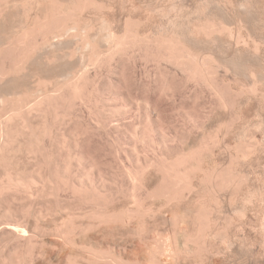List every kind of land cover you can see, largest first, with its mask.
I'll return each instance as SVG.
<instances>
[{
    "label": "bare ground",
    "instance_id": "6f19581e",
    "mask_svg": "<svg viewBox=\"0 0 264 264\" xmlns=\"http://www.w3.org/2000/svg\"><path fill=\"white\" fill-rule=\"evenodd\" d=\"M99 1V0H98ZM104 1V0H103ZM109 1V0H108ZM123 1V0H122ZM132 1V0H131ZM141 1V0H140ZM150 1H152V0H150ZM158 1V0H157ZM162 1V0H161ZM177 1V0H176ZM175 1V2H176ZM181 1H184V2H181L182 4L183 3H185L186 1L185 0H181ZM192 1H194V0H192ZM203 2L201 3L202 4V7H198V5H194V6H197L196 8H198V10H196L197 12H200V13H197V16H196V18H189V12H185L186 14H188V17H186V15L184 16V14H182V15H180L181 17V21H177L178 20V18L177 17H175V18H177V20L176 19H174V20H172L171 18L169 19V21L168 22H170L171 23V21H177L176 23L175 22H172V24L173 23H175L174 24V27L172 26V24H170L169 23V27H170V25H171V28H170V30L169 31H167V29L166 28H164V29H166V32L165 33H162V32H164L163 30H162V32L160 33V34H156V37L154 36L155 34H154V32H156V31H152L151 32V30H150V33H152V35H153V37L154 38H151L152 40H149L150 39V34L148 33V35L149 36H147V33H146V35L142 32V30L137 26V25H135V24H138L137 23V21H136V23H134L135 21H133L134 19H137V18H135L134 17V19H129V18H126V15H125V18L126 19H128L127 21H126V23H125V28H124V30H122L123 28H121V30H122V32L121 33H119V30H118V34H117V31H116V29H118V28H116L115 29V31H116V33H114L113 31H111L114 27H115V25L114 26H110L112 29H110L109 31H107L106 32V35H105V33L104 34H102V36H101V34L99 35L100 36V38L101 39H99L97 36H96V32H98V31H96L95 29H94V35L97 37L96 38V41L98 40V41H100V43H101V40H102V42H104V40L106 39V38H108L109 40L108 41H112V42H109V43H112L111 45H109V46H107L108 47V49H107V52L109 53H107L106 52V48L104 49V50H101L99 47H98V45H96V43L94 44L93 42V46L91 47V45H92V43H90L91 42V40L90 39H93L92 37H94L93 35H92V37L91 36H89L88 34L86 35V33H85V31L86 30H89L88 28L91 26V24H90V26L87 28L86 26H88V25H86V24H84L85 22H82V21H86V20H88L90 17L89 16H92V15H89L88 14V17L89 18H87V16H86V18L87 19H85V16L83 15V17H82V15L80 14V12H82V14H84V12H83V9H84V11L86 10L85 8L86 7H93V6H95V7H93L94 8V10H95V8L97 9V5L98 4H100V3H102V2H97V0H0V165L2 166V164H3V166L5 165V164H8L7 162H5V160L7 159V158H9V157H5V153H8L7 155L8 156H10V154L11 155H15V154H13V151L16 149V151H17V148L19 147V145H18V147L16 148L15 146H17V145H15L16 144V142H18L21 138L20 137H23L22 139L23 140H25V145H22V143L23 142H21V141H23V140H20L19 141V144H21L20 146L21 147H19V148H23L22 146H26V147H24V148H26L27 149V153H29V152H31V153H33V155H35V153L34 152H37V151H35V150H40V153L41 152H47V151H44V149H46V148H44V145L43 144H45V139H46V137H48V134L51 132V135H52V131L54 130V127L56 128V126H58V125H56V122L57 121H59L60 119L62 120V118H64L65 117V115H67V113H66V111H67V109H68V107H70L71 108V106L72 105H75L74 103H76L77 101V103L76 104H78V103H80V101H81V104H86V107L88 106L89 108H90V110H94L93 112H97L98 113V111L99 110H103V109H105V110H107V111H105V112H102L101 113V111L99 112V113H101V115H102V121H100L101 123H104L103 125H105L106 126V124L111 120V118L114 116V114H113V112L114 111H116V114H117V112L118 113H124L125 112V110L127 109V106L128 107H131L130 105H133L134 104V101L133 100H135V99H132L129 95H124L123 97L126 99L127 98V101H128V103H127V101L125 102V103H127V104H123V105H119V106H117V107H114L113 105L112 106H110L112 103H111V101H110V99H112L111 97H110V99L108 100V97L111 95L112 96V94L114 95V92L112 91L113 89H111L112 88V85L111 84H109L108 83V85L111 87H106V86H104V88L102 87H100V89L98 88H95V87H92V86H94V84L93 83H96V82H90L91 80L90 79H92L93 77L95 78V75L93 76V77H91V78H89V76L90 75H88L87 73L89 72H87V73H85L84 71H83V69H82V71H83V73L81 74H79V72H81V71H78V69H80V68H78V69H73V68H77V66H79V64L81 63V61L79 60V59H82V58H77L78 60H77V62H75L76 61V59H75V61H73V63H72V61L69 59V55H71V56H74L73 55V53H71V52H73L74 51V54H75V56H74V58L77 56V53H75V50L77 51V49H75V47H73L74 45H72L71 46V48L69 47L70 46V44H73V43H71V38L70 39H68L69 41L68 42H66L65 40L66 39H63V41H62V39L60 40H57V41H54V38H57V37H60L61 36V34L62 33H64V34H68V33H70L71 34V32H72V34L71 35H69L68 34V36L70 37H74V35L73 34H75L74 33V31H73V28H75L76 30L81 26V28H82V23L84 24V26H83V28L82 29H78V31L80 30V32H81V34H83L82 36L85 38V37H88V39L90 40V42L88 43V44H91L90 45V53H89V45H88V48H86L87 50H88V52H87V50L86 49H84V48H82V43L81 42H79L80 44H82L81 45V47L79 46L78 48H80V49H84V50H86V52L88 53V55H87V53H84V51L82 52V56H84V54H85V56L87 55L88 56V60H87V62L89 63L90 61H93V62H95L96 63V61L97 62H100V64L101 63H103L104 64V62H107L108 63V61H110V60H113V58L114 57H116V55H118L119 57H120V55L119 54H121V53H123V52H127V51H129L130 50V48H132L133 50H139V52L137 53V54H142V52H140V50L141 51H143V54L141 55V57L143 56L144 58H147V61L148 60H155L156 62H159V64H160V67H162V66H164V64L166 65V66H164V67H162L163 69H160V71H159V74L160 73H162V74H160V76H164V77H162V78H164L161 82H162V84H161V86L164 88L165 87V85H166V88H160L161 86H159V88H160V90H159V92L161 93H163L164 91H167L169 88H168V83H169V85L171 86L172 85V87H173V84H174V82L176 83V81L177 80H179L178 82H177V84L181 81V84L184 82L185 84L186 83H188V82H191V84L190 85H192V83H194L195 84V86L197 85V86H199L200 88H202V89H204V90H207V92L206 93H209V95L212 97L213 96V101L215 100V106H213L214 108H211L212 110L210 111L209 109H208V111L210 112L209 114L210 115H208V116H206V118L207 119H205V118H201V116H202V113H201V116L199 115V114H197V113H194V109L192 110V109H189L188 111H186L185 109V113H186V119H187V121L186 122H189V123H191V124H189V123H187L186 125H191V126H193V129H194V126H195V128L196 129H200V127H198V126H201V125H203L202 127H201V129L203 128V129H205V130H203L202 129V131H203V133L202 134H199V137L197 136L196 137V139L194 138L193 140H191L190 141V137H189V139L188 138H185V137H183V135L181 136L180 135V133H179V130L180 129H178L177 128V126H175L174 125V123H170V122H168V114H167V111L164 109V108H162L161 107V105L159 106L158 105V102L159 101H161V99H160V96H162V95H159L160 93H158V95L156 94L154 97V99H153V97H152V99L151 100H149L148 98V100H146V102L145 103H147V110H146V112L147 113H145L146 115V119H144L143 121H141V123L139 124V126L137 127V126H135L134 127V125H132L133 127H130V126H128L129 128H127V131L125 132V131H121L120 130V132L122 133V132H124L125 134H123V136L125 135V139H128V140H130L131 142H132V144H130L131 146H132V148H131V146L129 147V149H127L128 148V146L126 147V149L128 150V152H131V154H129V157L132 159L133 158V162H132V160H130L129 158V162H132L131 163V165L129 164V166L128 167H126L125 166V168L123 167L124 165L121 163V165H123L122 167H120V165H119V172H120V170H121V168L122 169H124V170H122L123 172H121L122 174H123V177H125V178H127L128 179V183H127V179L125 180L126 181V183H127V185L126 186H122L123 185V183H122V181H120L121 182V187H126L125 188V190L123 189V190H121V191H119L118 189H122V188H119L117 185V183H115V184H117L116 186H117V188L116 189H114V187L111 189V188H108L107 187V179L103 176L102 177V172H101V170H99V168H97V167H95L96 165V163L98 162H93V159H95V158H93V159H91L90 158V156H93V155H90L91 153H92V151H91V153L88 155L87 154V152L85 153V150L82 148V151L84 150V152H82V151H80V152H78L79 150L78 149H80V146H79V148L77 149L78 151H75V149L73 150V151H75V155H74V153H72L73 151H71V153H69V154H72V155H70L71 157H73V160H71V157L70 156H67V152L66 151H64V152H66V154H65V156H66V158H60L61 157V155H63V152H61V155H60V157H58V158H60V159H58V161H56L57 159H55V161L57 162V163H55L54 165L56 166V169L55 168H53V170H54V173L55 174H53L52 173V171H50V168H52L51 167V164H50V162L48 163V160L49 159H51V157H52V154H51V157L50 158H48L47 156H48V154L46 155L45 153H41V154H43L44 156H46L45 157V160L43 159L44 158V156L42 157V155L40 156V158L42 157V162H46V158H48V160H47V165L48 166H50V168H49V171L50 172H48V173H50V175L48 174L47 175V177L49 176V178H43L42 179V177L44 176L45 177V175H43L42 177H41V175L43 174H41V173H39V172H41V170H42V168H44L45 166L42 164V162H41V164H40V159L38 158V155H36V157L39 159V161H37L40 165H43L44 167H40L39 165V167H38V169L36 170V171H34L37 167H35V169L33 170V173L34 174H30L31 175V177L32 178H25L26 176H27V173H26V176H23L22 175V173L21 174H19L18 172V170H17V173H14V172H16L15 170H14V172L12 171H10V169H5V171H4V175H2V177H0V196H1V194L2 195H4L3 193H5V192H7V193H9L10 192V190L11 189H18L19 190V188H23V192L26 190V191H28V192H33V194H35L34 192H39V194L41 193V191L43 190V192H44V190H45V186L47 185H50V187L51 188H49V190L51 189V190H53L54 189V191L56 190V191H58L59 193L58 194H60V191H63L65 188L67 189V187L69 188V187H72L73 189H74V191H76L77 193L76 194H80V198H83V199H81V201H87L86 203H93L94 204V206L93 205H91L90 203H89V205H90V208H92L91 210H90V212L92 213H88L89 212V209L88 208H86L87 210H88V212H86V213H88V214H91V216L93 215V220H91L90 222H86V220H85V224H77V223H74V222H71V220H73V218H74V216H73V214H72V216H70V214L71 213H69V215L67 214V217H69V219L68 218H66V219H68V220H70V224L68 223V222H66V219L64 218V219H61V220H65V222H66V224L67 225H65V223H64V225H62V223H61V225L62 226H59L58 228H57V226L58 225H60V224H56V230H58L60 227H62L61 228V230L63 229V228H66V229H64L65 230V233L63 232L62 233V231H64V230H60V233H62L63 235H65V237H64V241H65V243H64V245L65 244H67V245H65L64 247L62 246V244H60L62 247H61V250H62V248H65L66 246L68 247H70L69 249H71V250H69L68 251V248H67V250L66 251H68L69 252V255H68V252H66L67 254H65L64 252H63V254H65V256H67L68 255V257H67V259H66V261H67V263L66 264H204V262H205V260H206V258H205V260L203 261V259H204V255H206V252L205 251H207V250H209L208 248H206V246L208 245V243H209V241L210 242H212L213 241V243L212 244H210V246L212 247V245H214L215 244V241H214V239H217V238H219V239H217L216 240V244L218 243L220 246H221V244H222V242L221 241H219L220 239L223 241V244H224V242L225 241H227L228 239H230V238H228V236L229 235H224L222 232H227V231H229V230H224L225 228L227 229L229 226H227V224L228 225H232V223H224V224H222V225H224V226H221V225H219V221H218V223H217V218H219V219H221L220 218V216H219V212L220 211H222L221 209V207L223 206V205H221V203H223V202H220V197L219 196H221L223 193H224V191L226 190L225 188H228V187H230L231 186V188H233V186L235 187V188H233L232 190H234L235 189V191H232V195L231 194H229L230 195V197H229V199L231 198V202L230 203H232V202H234V204H235V201L236 200H238L240 203H241V205L240 206H237V207H235L236 209L234 210L235 212H237L238 213V217L239 216H242L240 213H242V214H245L244 213V211L245 212H247L248 211V207H249V205L250 204H252V203H254V199H257L256 201H258L259 199L260 200H264V185H262V183L259 185V181L257 182L256 181V179L254 180V179H252L250 176H249V174H247L248 175V177H250L252 180H254V181H256L257 183H254V184H257L258 186H256V185H254L253 186V184H251L253 187H248L243 193H241V195H240V193H237L238 191H236L237 189H240V187L242 188V185L240 186V184H242L243 182H245V183H247L246 182V180H245V178L247 177V175H246V173L244 174L243 172L244 171H240V170H237L236 168H234L235 167V164L237 165V162L239 163V160L240 159H246L247 160V157L248 158H250L249 157V155L252 153L253 154V149L256 147V146H254V145H259V144H261L262 142H260V143H258V144H255L257 141H258V138L256 137V138H254L255 140H256V142L254 141V140H250V139H248L247 140V138L248 137H250V135H251V133H250V129L248 130V128L249 127H247L245 124V126L247 127H243L244 129H242V130H244V132H240L239 130V137H238V139H239V141H235V142H239L237 145L234 143V147H237V149H236V151L234 152V153H232L231 152V155H230V157H229V159L224 163V164H222V162L220 161V160H217V159H215V156H214V154H215V152L217 151L216 150V148H218V146L220 145V143L222 142V141H224V140H222V137H224L225 136V134H227L228 135V132H230L231 130V128L232 129H234L233 127H234V125H236L235 123L237 122V121H239L238 119L239 118H242V116L241 115H244V114H241V113H239L240 112V110L238 111L237 109L238 108H236V104H237V102H236V99H237V97L239 96L240 97V99H241V95H243L244 96V94H248L247 93V91H251V93L253 92H255V91H257L256 89H258L257 88V82L259 81L258 80V78L257 77H263V74L261 75V74H259L258 72L260 71V70H256V64H255V66H254V63H255V61L258 63L259 62V58L261 57V56H259L258 57V55H259V52L260 51H258V55H256V53H254V51H256L257 52V49L258 48H260V47H258V46H260L259 44V42H261L262 43V41H257L256 39H255V37H254V39L252 40L253 42L252 43H254V44H251L250 42H248V43H250L251 45H253V47H250V48H253L254 49V51H250V50H248L249 52L248 53H246L247 52V50L245 51V52H243L244 50H242V52H240L239 54H241V55H239V54H237V52H236V54H237V56L236 57H234L235 56V53L234 54H232V56H223V55H221L220 54V52L219 51H221L222 49H223V47H222V45H224V44H222V42H223V40H224V38L223 37H229V42L231 41V37H234V32H235V29L234 30H232V28H230V27H232L233 25L231 24V26L229 27V22H228V18L227 19H225V16L224 15H226L227 13H232V11L230 12L229 10H226L227 11V13H225V10H224V8H226V2L225 1H229L230 2V4H231V6H233V3H235L236 1L234 0V2H231L232 0H202ZM225 3H224V2ZM238 2L236 3L237 4V6L235 7V9H232V7H231V10H236L235 12H237V17H239L238 15H242L243 17H244V15L245 16H251V18L252 17H254V16H252V13H254L253 11H257V9L259 8V7H262V6H257L256 4H257V2H260L261 0H254L255 2H256V4H255V6H257V8H254V10L252 9V6H254V5H251L252 3H251V1L253 2V0H241V1H239V0H237ZM110 2V1H109ZM112 2V1H111ZM142 2H144V1H142ZM156 2V1H155ZM163 2V1H162ZM173 2V1H172ZM197 2H199V1H197ZM106 3H107V1H106ZM105 3V4H106ZM122 3V2H121ZM130 2H128L127 1V4H129ZM158 3H160V2H157V4ZM169 3H171L170 2V0H169ZM178 4L180 3V2H177ZM177 3H174V4H171V5H167L166 6V8L165 7H161V5H160V7L164 10V13H168L169 14V12L170 11H173V10H175V9H178V5H177ZM203 3H205L206 5V7L207 8H205V6H204V4ZM108 4H110V3H108ZM111 4H113V3H111ZM123 4V3H122ZM131 4V3H130ZM143 4V3H142ZM145 4V3H144ZM146 4H148V3H146ZM149 4H150V2H149ZM148 4V5H149ZM156 4V5H157ZM186 4V3H185ZM191 4V3H190ZM198 4V3H197ZM199 4H200V2H199ZM213 4V6H215L216 8H217V10L216 11H213V9L212 8H210V5H212ZM221 4H223L222 6H221ZM230 4H229V6H230ZM236 4H234V5H236ZM259 4H261V2L259 3ZM91 5V6H90ZM104 4H102V6H103ZM115 5V4H114ZM118 5V4H117ZM150 5H152V4H150ZM149 5V6H150ZM184 5V4H183ZM187 5V4H186ZM186 5H184V6H186ZM99 6V5H98ZM106 6V5H105ZM108 6V8H110L109 7V5H107ZM111 6V5H110ZM121 6V5H120ZM119 6V7H120ZM123 6V5H122ZM126 6H128V5H126ZM125 6V7H126ZM134 6H135V4H134ZM144 6V5H143ZM148 6V7H149ZM183 6V7H184ZM203 6H204V8L205 9H212V10H210L209 9V12L211 11H213L212 13H210L209 14V12L207 13L205 10H204V8H203ZM254 6V7H255ZM100 7H101V5H100ZM99 7V8H100ZM114 7V6H113ZM131 7V6H130ZM136 8L135 9H137V8H139V7H137V6H135ZM142 7V6H141ZM140 7V8H141ZM147 7V6H146ZM156 7V6H155ZM154 7V8H155ZM160 7H158L157 6V10H158V8H160ZM182 7V6H181ZM180 7V8H181ZM182 7V8H183ZM228 7V6H227ZM233 7V8H234ZM103 8V7H102ZM106 8V7H105ZM115 8H117V7H115ZM122 8V7H121ZM150 8V7H149ZM153 7L151 8V9H154ZM187 9H189V6L188 7H186ZM201 8V9H200ZM214 8V7H213ZM215 8V9H216ZM91 9V8H90ZM114 9V8H113ZM128 9H130V8H128ZM132 9H133V7H132ZM192 9V8H191ZM200 9V10H199ZM214 9V10H215ZM227 9V8H226ZM260 10L261 9H263V7L262 8H259ZM34 10V11H33ZM89 9H87L86 10V12L88 11ZM93 10V11H94ZM99 10V9H98ZM137 10H141V9H137ZM143 10V9H142ZM147 10V9H146ZM156 10V9H155ZM163 10H162V12H163ZM182 10V9H181ZM195 10L193 9V11H194V13H195V15H196V12H195ZM33 11V12H32ZM92 11V12H93ZM109 11V10H108ZM114 11H116V10H114ZM113 11V12H114ZM118 11V10H117ZM121 11V10H120ZM119 11V12H120ZM123 11V10H122ZM127 11V10H126ZM133 11H135V10H133ZM153 12H154V10H152ZM159 11V10H158ZM176 11V10H175ZM184 11H186V10H184ZM218 11V12H217ZM263 11H264V9H263ZM263 11H260L259 12V10L257 11V12H259V15L261 14V12L263 13L262 15H263V17H264V12ZM35 12V13H34ZM85 12V13H86ZM89 13H90V11H88ZM87 12V13H88ZM98 13H96V15L98 14L99 15V17L101 16V14H99L100 12L99 11H97ZM102 12V11H101ZM104 12V11H103ZM102 12V13H103ZM107 12V11H106ZM112 12V13H113ZM127 12H131V11H127ZM136 12V11H135ZM148 12H149V10H148ZM160 13L159 14H161L162 12L161 11H159ZM179 12H181L180 10H179ZM183 12V11H182ZM191 12V11H190ZM214 12L216 13V14H214ZM34 13V14H33ZM105 13V12H104ZM109 13V12H108ZM123 13V12H122ZM133 13V12H132ZM144 13H145V11H144ZM151 13V12H150ZM177 13V12H176ZM175 13V15H177ZM239 13V14H238ZM256 13V12H255ZM127 14V13H126ZM128 14H130V13H128ZM127 14V15H128ZM147 14V13H146ZM149 14V13H148ZM153 14H155V13H152V15ZM158 13H156V17H157V15H158V17L159 16H162L161 18H162V20L164 21V18H163V13H162V15H159ZM193 14V13H192ZM234 14V13H233ZM236 14V13H235ZM78 15H81V17H80V19H79V21H77L76 20V16H78ZM103 15H105V14H102V17H103ZM109 15V14H108ZM108 15H105V16H107V17H109ZM114 15V14H113ZM194 15V14H193ZM194 15V16H195ZM229 15V14H228ZM256 15H258V13H256ZM262 15H260L259 17L257 16V18L258 19H262ZM103 17V18H106V17ZM119 16H122V15H119ZM129 16V15H128ZM131 16V15H130ZM133 16H135V14L133 15ZM137 16V15H136ZM148 16H150V15H148ZM148 16H146V18L148 17ZM171 16V15H170ZM229 16H231V15H229ZM242 16H240V18L242 19V21H244L243 20V17ZM93 17V16H92ZM91 17V22H93L92 21V18ZM101 17V18H102ZM141 17V16H140ZM153 17V16H152ZM158 17H157V19H158ZM168 17V16H167ZM191 17V16H190ZM233 17V16H232ZM234 17H236V16H234ZM236 17V18H237ZM256 17V16H255ZM261 17V18H260ZM6 18H8L9 19V22L8 23H6V21L4 22V19H6ZM73 18H75V20L77 21V24H80L79 26H78V28L77 27H75V26H77V25H73L71 22H76V21H72V19ZM79 17H77V19H78ZM81 18H82V20H81ZM96 18V17H95ZM110 18V17H109ZM108 18V19H109ZM120 18V17H119ZM123 18H124V15H123ZM124 18V19H125ZM155 18V17H154ZM160 18V19H161ZM236 18H234V21H235V19ZM249 18V17H248ZM247 17L246 18H244L245 19V22L247 21V19H248ZM251 18H249L250 20H251V22L254 24V20H256V18L253 20V19H251ZM7 19V20H8ZM12 19H15V20H12ZM85 19V20H84ZM98 19V18H97ZM123 19V20H124ZM139 19V18H138ZM150 19V18H149ZM159 19V20H160ZM166 19V18H165ZM74 20V19H73ZM94 20V19H93ZM105 21L107 20V19H104ZM119 20V19H118ZM122 20V21H123ZM140 20V19H139ZM153 20V19H152ZM155 20V19H154ZM161 20V22H163ZM168 20V19H167ZM230 20H232V19H229V21ZM253 20V21H252ZM263 21H264V19H262ZM262 20H261V23H264V22H262ZM89 21V20H88ZM98 21V23H100L101 21L100 20H97ZM100 21V22H99ZM121 21V20H120ZM141 21V20H140ZM156 21V20H155ZM237 21L239 22L240 21V19L238 20L237 19ZM260 21V20H259ZM78 22H80V23H78ZM117 22V21H116ZM145 22H146V20H145ZM151 22V21H150ZM232 22V21H231ZM236 22V21H235ZM250 24H251V22L250 21H248ZM86 23L88 24V22L86 21ZM90 23V22H89ZM97 23V24H98ZM106 23V22H105ZM108 23V22H107ZM115 23V22H114ZM122 24V22H118V25H120V24ZM165 23H166V21H165ZM239 23H242V24H244V22H239ZM248 23V24H249ZM94 24H95V22H94ZM97 24H95V26L94 27H96V25ZM104 24V23H103ZM141 24V23H140ZM146 24V23H145ZM153 24H155L156 25V23H154L153 22ZM161 24V23H160ZM234 24V23H233ZM237 23H235L234 25H236ZM241 24V25H242ZM250 24H249V26H250ZM106 25V24H105ZM108 25V24H107ZM118 25H116V27L118 26ZM143 25V24H142ZM157 25H158V23H157ZM163 25V24H162ZM165 25V24H164ZM239 25V24H238ZM241 25H240V27H238L237 26V28H241ZM254 25H256V22H255V24ZM253 25V26H254ZM257 25H261L260 24V22H258V20H257ZM263 26H264V24H262ZM101 26H103V25H101ZM109 26V25H108ZM108 26H106L107 28H110V27H108ZM122 26H124V23H123V25ZM149 26V25H148ZM259 26H254V28L251 26V28L250 29H252V31L251 32H255V29H256V27H259ZM105 26L103 27L104 29L106 28ZM121 27V26H120ZM152 27H153V25H152ZM160 27V26H159ZM173 27V28H172ZM235 27V26H234ZM261 28H263L262 26H260ZM87 28V29H86ZM91 28H92V26H91ZM90 28V29H91ZM236 28V27H235ZM247 28H248V26H247ZM74 29V30H75ZM86 29V30H85ZM101 29V27L99 28V29H97V30H100ZM143 29V28H142ZM147 29V28H146ZM154 29H156V28H154ZM238 29V30H239ZM259 29V28H258ZM93 30V29H92ZM149 30V29H148ZM254 30V31H253ZM91 31V30H90ZM106 31V30H105ZM104 31V32H105ZM145 31V30H144ZM158 31V30H157ZM237 31V30H236ZM259 31V30H258ZM257 31V32H258ZM87 32V31H86ZM89 32V31H88ZM102 32V31H101ZM147 32H149V31H147ZM261 32V31H260ZM262 32H264L263 31V29H262ZM57 33H60V34H57ZM93 33V32H92ZM92 33H90V34H92ZM100 33V32H99ZM248 37L249 38H251L252 36H251V34H250V32L248 31ZM77 34H79V35H81L80 33H77ZM76 34V35H77ZM98 34V33H97ZM259 34V33H258ZM63 35V34H62ZM103 35H104V40H103ZM236 35V34H235ZM256 35V34H255ZM254 34H253V36H255ZM260 35V34H259ZM78 36V35H77ZM77 36H75V38H74V40H75V42H74V44L76 43V37ZM107 36V37H106ZM244 36L245 35H243V33H239L238 35H237V39H242V38H244ZM62 37V36H61ZM67 37V36H66ZM83 37H79L80 38V41H83V40H85ZM147 37H149L148 39H147ZM248 37H246V38H248ZM63 38H65V37H63ZM68 38V37H67ZM83 38V39H82ZM259 38V37H258ZM73 39V38H72ZM82 39V40H81ZM87 39V38H86ZM223 39V40H222ZM252 39V38H251ZM74 40H72V41H74ZM95 40V38L93 39V41ZM246 40V39H245ZM244 40V41H245ZM250 40V39H249ZM77 41H79V40H77ZM96 41H94V42H96ZM225 41V40H224ZM228 41V40H227ZM227 41H225V42H227ZM84 42H88V40L87 41H84ZM105 42H107L106 40H105ZM225 42H223V43H225ZM239 42V41H238ZM108 43V44H109ZM222 44V45H220V44ZM240 43V42H239ZM245 43H246V41H245ZM245 43H243V44H245ZM259 43V44H258ZM77 44H78V42H77ZM76 44V45H77ZM79 44V45H80ZM86 44V43H85ZM204 44L206 45V44H210L211 46V49H210V47L207 49V47L209 46H206V48H205V46H204ZM75 45V46H76ZM87 45H85V46H87ZM240 45V44H239ZM245 45H247V43L245 44ZM244 45V46H245ZM249 45V44H248ZM262 45V44H261ZM263 45H264V43H263ZM84 46V45H83ZM102 46H103V44H102ZM204 46V47H203ZM232 46V45H231ZM234 46V45H233ZM238 46V45H237ZM237 46H235V47H237ZM250 46V45H249ZM249 46H248V48H249ZM67 47V49L68 50H66L65 48ZM70 49H69V48ZM72 47H73V49H75V50H73V51H71V52H69V50H72ZM77 47V46H76ZM222 47V48H221ZM224 47H225V45H224ZM227 47V46H226ZM225 47V48H226ZM230 47V46H229ZM42 49V51H43V48L45 49V51H43V52H40V50ZM139 48V49H138ZM233 48V47H232ZM243 48H246V47H243ZM40 49V50H39ZM213 49V50H212ZM253 49H251V50H253ZM229 49H226V51H228ZM237 50V49H236ZM259 50V49H258ZM80 51V50H79ZM225 50H222L221 52H222V54H225V52H224ZM240 51V50H239ZM264 51V50H263ZM133 52V54H134V51H132ZM228 52H230V50L228 51ZM227 52V53H228ZM234 52H235V50H234ZM262 52V51H261ZM84 53V54H83ZM226 53V54H227ZM246 53V54H245ZM79 54V53H78ZM81 54V53H80ZM124 54V53H123ZM122 54V55H123ZM136 54V53H135ZM134 54V55H135ZM250 55V57H249V55ZM261 54V53H260ZM263 54H264V52H263ZM34 55V57H31V56H33ZM37 55V56H36ZM128 55H130V54H128ZM229 55V54H228ZM234 55V56H233ZM239 55V56H238ZM246 55H248V56H246ZM36 56V57H35ZM68 56V58H66V59H68V60H66V59H64V60H62L61 62L59 61V59L61 60L62 58H65V57H67ZM117 56V57H118ZM124 56V55H123ZM138 56V55H137ZM246 56V58L248 57L249 58V60L250 61H252V63H253V65L251 64L250 65V62L248 61H246V62H243V63H241V62H239V59L241 58V60H243V59H246V58H243V57H245ZM263 56V55H262ZM136 57V56H135ZM32 58H35V59H32ZM72 58V57H71ZM74 58H72V59H74ZM85 58V57H84ZM83 58V59H84ZM121 58H124V57H120L119 59H121ZM129 58V57H128ZM138 58V57H137ZM149 58V59H148ZM151 58V59H150ZM238 58V60H236ZM251 58V59H250ZM262 58V57H261ZM118 59V58H117ZM131 58H129V60H130ZM139 59V58H138ZM233 59H235V60H233ZM254 59H255V61H254ZM264 59V58H263ZM31 61V60H36V61H38V62H40L39 64H41L42 63V65L44 64V65H46L47 63H50V66L52 65V67H53V65L54 64H51V62L52 63H54V62H56V64L54 65L55 67H57L56 69H58L59 70V67H61L62 66V64H63V61H65V63L64 64H66V65H64V66H62L63 67V69L66 67V66H68L70 63H72L73 64V67L71 66H69L70 68L69 69H71L72 68V71L70 70L69 71V69L68 70H66V76H67V74L69 73V75L66 77V79H65V75H64V72H65V70H63V73L61 74V72H60V70L58 71V70H54L55 68H53V69H51V67H50V69H49V67H47V66H49V65H47L46 66V68L48 69V71L51 73V71L52 70H54V71H52V73L54 72V73H56V71L58 72V73H56V74H58L57 76H59V73L61 74V75H63L64 77H62L61 75V80L60 79H58V81L56 80V83H55V81H54V77H53V84H51V81H47V83L48 82H50V83H48V85L45 83L46 82V76L48 75V77L49 78H51L52 76H55V74L54 75H52V74H50V75H52V76H50L49 75V73H48V71L47 72H45L43 69H46L44 66H40L39 64H38V68H41L43 71H44V73H47V75L45 74V76H43V75H41L42 74V70L40 71V69H38L37 68V65L35 64L36 62L34 61V63H33V65L36 67H33V66H30L29 64H31V63H28V61ZM85 60V59H84ZM84 60H83V62H84ZM116 60V59H115ZM146 60V59H145ZM240 60V61H241ZM29 61V62H30ZM57 61H59L58 63H59V65H61V66H56V65H58L57 64ZM78 61H80L79 62V64L76 66V63H78ZM135 61V60H134ZM137 61V60H136ZM237 61L239 62V63H237ZM245 61V60H244ZM262 61V60H261ZM31 62H33V61H31ZM74 62H75V65H74ZM86 62V63H87ZM93 62H91V65H92V63ZM113 64H114V62L113 61H111ZM116 62V61H115ZM122 62V61H121ZM120 62V63H121ZM146 62V61H145ZM69 63V64H68ZM110 63V62H109ZM151 63H153L152 61H151ZM164 63V64H163ZM262 63V62H261ZM123 64V63H122ZM136 64V63H135ZM155 64H157V63H155ZM161 64H163V65H161ZM264 64V63H263ZM71 65V64H70ZM86 65V67H87V64H85ZM91 65H88V66H90L91 67ZM96 65V64H95ZM112 65V64H111ZM40 66V67H39ZM75 66V67H74ZM98 66V65H97ZM114 66V65H113ZM123 66V65H122ZM44 67V68H43ZM61 67V68H62ZM82 67V66H81ZM93 67V66H92ZM105 67H106V65H105ZM109 67V66H108ZM107 67V68H108ZM159 67V66H158ZM158 67H157V69H158ZM232 67V69H230V68ZM242 67V68H241ZM259 68H260V66H258ZM257 67V68H258ZM68 68V67H67ZM67 68H65V69H67ZM84 68V67H83ZM99 68H101V67H99ZM110 68H112V67H110ZM120 68V67H119ZM225 69L226 71H237V68H238V71L241 69L242 71H243V73L245 74V76L247 77V78H249V80H250V78L252 79L250 82L248 81V79H246V80H244V81H246V83L247 84H238L237 82V85H236V83H232L231 81H230V79L229 78H224V76H222V78L220 77V70L221 69ZM233 68H235L234 70H233ZM263 68V67H262ZM95 69H97V67L95 68ZM103 69V68H102ZM104 69H106V68H104ZM109 69V68H108ZM107 69V70H108ZM113 69V68H112ZM117 69V68H116ZM222 69V70H223ZM230 69V70H229ZM39 70V71H38ZM62 70V69H61ZM90 70V69H89ZM122 70V69H121ZM159 70V69H158ZM158 70H156V71H158ZM161 70H163V71H161ZM224 70V71H225ZM262 70V69H261ZM264 70V69H263ZM225 71V72H226ZM230 71V72H231ZM238 71H237V73H238ZM41 72V73H40ZM103 72V71H102ZM108 72V71H107ZM110 72H111V70H110ZM229 72V73H230ZM101 73V72H100ZM106 73V72H105ZM117 73V72H116ZM121 73V72H120ZM226 73H228V72H226ZM225 73V74H226ZM228 73V74H229ZM237 73H235V76H237L236 74ZM262 73H264V72H262ZM103 74V73H102ZM234 74V73H233ZM258 74H259V76H258ZM96 75H97V73H96ZM113 75V74H112ZM122 75H123V73H122ZM221 75H222V73H221ZM223 75H224V73H223ZM239 75V74H238ZM57 76H55V77H57ZM158 76V75H157ZM158 77V78H160V79H158V81L159 80H161L162 78L161 77ZM167 76V78H169V76H170V78H169V82H167L168 81V79H166L165 77ZM242 76V75H241ZM100 77V76H99ZM98 77V78H99ZM109 77V76H108ZM234 77V76H233ZM237 77H239L240 78V76H237ZM49 78H47L48 80H49ZM59 78V77H58ZM63 78H64V80H63ZM101 78V77H100ZM113 78V77H112ZM119 78H121V77H119ZM123 78V77H122ZM236 78V77H235ZM105 79V78H104ZM103 79V80H104ZM165 79H166V81H165ZM233 79V78H232ZM231 79V80H232ZM51 80V79H50ZM112 80V79H111ZM236 80V79H235ZM261 80H263V79H261ZM164 81L166 82V84H164V86H163V83H164ZM244 81H242L243 83H244ZM105 82V81H104ZM108 82V81H107ZM117 82H119V81H117ZM260 82H264V81H260ZM99 83V82H98ZM97 83V84H98ZM114 83V82H113ZM112 83V84H113ZM49 84H51V85H54V87H51V86H49ZM158 84V83H157ZM177 84L175 85V86H177ZM42 85H46V87L48 88V86H49V88L51 87L52 89L51 90H47V88L46 89H44L43 90V88L44 87H42ZM99 85V84H98ZM180 85V84H179ZM189 85V83L186 85V86H188ZM259 85H260V83H259ZM96 87H98L97 85H95ZM123 86V85H122ZM121 86V87H122ZM124 86H125V84H124ZM123 86V87H124ZM158 86V85H157ZM169 86V87H170ZM175 86H174V88H175ZM262 86V85H261ZM172 87H170V90L172 89ZM191 87V86H190ZM198 87V88H199ZM157 88V87H156ZM173 88V89H174ZM183 88V87H182ZM182 88H181V90H182ZM200 88H199V90H198V92L200 91ZM121 89V88H120ZM155 89V88H154ZM173 89H172V91H173ZM184 89H185V86H184ZM263 89V88H262ZM124 90V89H123ZM177 90V89H176ZM189 90V89H188ZM261 90V89H260ZM259 89H258V92L260 91ZM119 91H121V90H119ZM119 91H118V93H119ZM126 91V90H125ZM156 91H158V90H156ZM196 91V90H195ZM194 91V93H196ZM202 91V90H201ZM200 91V92H201ZM264 91V90H263ZM123 92V91H122ZM174 92V91H173ZM185 92V91H184ZM204 92V91H203ZM121 93V92H120ZM124 93H126V92H124ZM169 93H171L170 91H169ZM169 93H167L166 92V95L167 94H169ZM250 93V92H249ZM257 93V92H256ZM255 93V94H256ZM260 93H262L261 91H260ZM127 94H129L128 92H127ZM177 94V93H176ZM175 94V95H176ZM196 94H198V93H196ZM194 95L195 97H197L196 99H198V97H200L199 95ZM263 94V93H262ZM261 94V95H262ZM173 95H174V93H173ZM180 95V94H179ZM183 95V94H182ZM201 95H202V92H201ZM203 95L205 96V92L203 93ZM249 95H253V94H249ZM249 95H247V96H249ZM145 97L147 96V94L146 95H144ZM143 96V97H144ZM183 96H185V95H183ZM256 96H257V94H256ZM263 97H264V95H262ZM262 96H260V97H262ZM123 97H121V98H123ZM149 97V96H148ZM164 97V96H163ZM262 97V98H263ZM118 98H119V96H118ZM162 98V97H161ZM194 98V97H193ZM244 98V97H243ZM248 98H250V97H248ZM254 98V97H253ZM252 98V99H253ZM259 98V97H258ZM144 99V98H143ZM200 99V98H199ZM244 99H247V97H245ZM119 100H120V98H119ZM145 100V99H144ZM212 100V99H211ZM241 100H243V99H241ZM261 100V99H260ZM107 101H108V104H107ZM118 101V100H117ZM124 101V100H123ZM136 101V100H135ZM213 101H211V102H213ZM257 101H259V100H257ZM256 101V102H257ZM264 101V100H263ZM262 100H261V102H263ZM110 102V103H109ZM115 102H116V100L115 101H113V104H115ZM120 102V101H119ZM138 102V101H137ZM243 102V101H242ZM246 102V101H245ZM249 102H250V100H249ZM249 102H247L246 104H248ZM256 102H254V104L256 103ZM103 104L104 106H106V108H107V106H108V109H106L105 107L102 109L101 107L102 106H100V104ZM244 103V102H243ZM252 103H253V101H252ZM258 103V102H257ZM110 104V105H109ZM121 104V103H120ZM137 104V103H136ZM143 104H144V101H143ZM149 104V105H148ZM239 104V103H238ZM241 104V103H240ZM245 104V105H246ZM262 104V103H261ZM78 105H80V104H78ZM98 105H99V107H98ZM139 105V104H138ZM146 105V104H145ZM243 105V104H242ZM241 105V106H242ZM249 105V107H252V106H250V104H248ZM76 106V105H75ZM116 106V105H115ZM135 106V105H134ZM140 106H141V104H140ZM238 106V105H237ZM255 106H257V104L255 105ZM78 107V106H77ZM94 107L96 108V109H94ZM138 107V106H137ZM142 107V106H141ZM140 107V108H141ZM145 107V108H146ZM210 107H211V105H210ZM247 107V106H246ZM88 108V109H89ZM99 108H101V109H99ZM240 108H242V107H240ZM239 108V109H240ZM255 108V107H254ZM258 108H260L261 109V107H257V109H256V111H254L255 113L257 112V110H258ZM264 108V107H263ZM72 109V108H71ZM80 109V108H79ZM82 109V108H81ZM86 109V108H85ZM84 109V110H85ZM142 109V108H141ZM218 109H221V111L222 110H224V111H226L227 113L226 114H224V113H222V112H220L221 113V115L222 116H220L221 117V119L220 118H218L217 119V116H214V117H216L215 119L216 120H214V121H212V119H214V117L212 116V114H213V112H214V110H215V112H217V110ZM229 109V110H228ZM259 109V110H260ZM72 110H74L75 111V107L72 109ZM108 110H111L110 112L113 114V115H109L110 113H108ZM133 110V109H132ZM140 110V109H139ZM144 110V111H145ZM190 110H192V111H190ZM196 110V109H195ZM231 110V111H230ZM250 110V109H249ZM254 110V109H253ZM83 111V110H82ZM104 111V110H103ZM245 111V110H244ZM263 111V110H262ZM262 111H259L260 113L262 112ZM68 113L70 112V111H67ZM78 112V111H77ZM92 112V113H93ZM196 112V111H195ZM219 112V111H218ZM72 113H73V111H72ZM83 113V112H82ZM126 113V112H125ZM207 113V112H206ZM205 113V114H206ZM260 113H258V114H260ZM263 113V112H262ZM70 114V113H69ZM80 114V113H79ZM90 114V113H89ZM94 114V113H93ZM96 114V113H95ZM215 114V113H214ZM250 115H251V113H249ZM81 115V114H80ZM84 115V114H83ZM92 115V114H91ZM90 115V116H91ZM121 116H123V115H125V114H120ZM215 115H218V113L217 114H215ZM220 115V114H219ZM219 115H218V117H219ZM262 115V114H261ZM69 116V115H68ZM71 116V115H70ZM79 116V115H78ZM98 116V115H97ZM116 116V115H115ZM117 116H119V115H117ZM120 116V117H121ZM128 116V115H127ZM184 116V115H183ZM205 116V115H204ZM246 116V115H245ZM248 116V115H247ZM252 116V115H251ZM258 116V115H257ZM67 117V116H66ZM65 117V118H66ZM93 117V116H92ZM119 117V118H120ZM125 117V116H124ZM185 117V116H184ZM203 117V116H202ZM213 117V118H212ZM258 117H260L261 118V116H258ZM94 118V117H93ZM101 117H99V119H100ZM212 118V119H211ZM263 118V117H262ZM261 118V119H262ZM35 119H36V121H38L37 119H39V121L38 122H36L35 121ZM123 119V118H122ZM126 119V118H125ZM244 119V118H243ZM247 119H248V117H247ZM252 119V118H251ZM61 120H60V122H61ZM67 120V119H66ZM71 120H72V116H71ZM95 120V119H94ZM93 120V121H94ZM114 120V119H113ZM205 120H209L208 122H206ZM212 122H211V121ZM237 120V121H236ZM250 119H248V121H249ZM253 120V119H252ZM262 120H264V118L262 119ZM91 121V120H90ZM92 121V122H93ZM98 121V122H99ZM244 121V120H243ZM243 121H242V123H243ZM246 121V120H245ZM251 121V120H250ZM255 121V120H254ZM64 122V121H63ZM65 122H67V121H65ZM91 122V123H92ZM97 122V123H98ZM123 122V121H122ZM125 122V121H124ZM206 122V123H205ZM260 122V123H259ZM257 121L256 123L257 124H255V125H263V124H261V123H264V121ZM52 123H54L53 124V126H52ZM59 123V122H58ZM57 123V124H58ZM70 123V122H69ZM111 123V122H110ZM118 123V122H117ZM208 123H209V125H208ZM241 123V122H240ZM249 123V122H248ZM254 123V122H253ZM65 124V123H64ZM63 124V125H64ZM88 124H89V122H88ZM120 124V123H119ZM118 124V125H119ZM185 124V123H184ZM68 125V124H67ZM99 125V124H98ZM103 125L101 124V126L103 127ZM112 125V124H111ZM114 125V124H113ZM127 125V124H126ZM183 125V124H182ZM185 125V126H186ZM240 125V124H239ZM243 125V124H242ZM241 125V126H242ZM243 125V126H244ZM249 125H250V123H249ZM248 125V126H249ZM253 125V124H252ZM89 126V125H88ZM92 126V125H91ZM124 126H125V123H124ZM184 126V125H183ZM254 126V125H253ZM253 126H252V128H253ZM64 127H68V126H64ZM93 127V126H92ZM116 127V126H115ZM120 127H123L122 126V124L120 125ZM119 127V128H120ZM198 127V128H197ZM236 127V126H235ZM240 127V126H239ZM256 127V126H255ZM254 127V128H255ZM262 127H264V126H262ZM262 127H261V129H262ZM40 128V129H39ZM109 128V127H108ZM125 128V127H124ZM242 128V127H241ZM258 127H256L255 129H257ZM60 129V128H59ZM76 129V128H75ZM104 129V128H103ZM110 129V128H109ZM116 129H118L117 127H116ZM115 129V130H116ZM122 129V128H121ZM184 129H186L185 127H184ZM184 129H183V131H184ZM187 129H189V128H187ZM67 130H68V128H67ZM70 130L72 131V129L70 128ZM112 130H114L113 128H112ZM123 130V129H122ZM125 130V129H124ZM190 130H191V127H190ZM230 130V131H229ZM55 131V130H54ZM57 131V130H56ZM55 131V132H56ZM66 131V130H65ZM65 131H64V133H65ZM77 131H78V129H77ZM77 131H75V133L77 132ZM119 131V130H118ZM182 131V130H181ZM180 131V132H181ZM187 131V130H186ZM192 131H194V130H192ZM237 131V132H238ZM255 131V130H254ZM57 132H60V131H57ZM74 132V131H73ZM116 131H114V133H115ZM188 132H189V130H188ZM191 132V131H190ZM195 132V131H194ZM199 132V131H198ZM233 132V131H232ZM256 132H258V130H256ZM255 132V133H256ZM261 132V131H260ZM263 132V131H262ZM261 132V133H262ZM54 133V132H53ZM62 133H63V131H62ZM75 133H73L74 134V136H75ZM83 133V132H82ZM116 133H118V134H120L119 132H116ZM184 132H181V134H183ZM196 133V132H195ZM231 133V132H230ZM235 133V132H234ZM241 133H243L242 134V136H241ZM250 133V134H249ZM80 134V133H79ZM189 135H190V133H188ZM192 134V133H191ZM253 134V133H252ZM23 135V136H22ZM50 135V136H51ZM77 135H78V133H77ZM121 135V134H120ZM187 135V134H186ZM233 135V134H232ZM49 136V137H50ZM53 136V135H52ZM51 136V137H52ZM61 136V133H60V135H59V137ZM66 135L64 134V138H63V134H62V138L64 139V140H66L67 141V139L69 138H67V139H65L66 137H65ZM72 136V135H71ZM80 136V135H79ZM78 136V137H79ZM116 136H117V134H116ZM188 136V135H187ZM234 136H236V135H234ZM253 136V135H252ZM76 137V136H75ZM227 137V136H226ZM245 137H246V139H245ZM254 137V136H253ZM55 137H53V139H54ZM58 138V137H57ZM73 138V137H72ZM77 138V137H76ZM80 138V137H79ZM79 138H78V141H80L79 140ZM117 138V137H116ZM118 138H120L121 139V137H118ZM117 138V139H118ZM183 138H185V139H187L186 141H185V143H187V145L185 146V144H184V147L183 146H179V144H181V142H183L184 143V139ZM225 138V137H224ZM230 138V137H229ZM228 138V139H229ZM232 138H234V137H232ZM19 139V140H18ZM50 139V138H49ZM59 139V138H58ZM71 138H69L68 139V142L69 143H67L66 141V143L67 144H70V142L71 141H69ZM75 139V138H74ZM81 139H82V136H81ZM120 139H118L117 141H120L119 143H120V145H122V141L121 140H123V137H122V139L120 140ZM192 139V138H191ZM264 139V138H263ZM55 140V139H54ZM64 140H62V143L64 144ZM76 140V139H75ZM74 140L72 139V142H73ZM83 141V140H82ZM124 141H127V140H124ZM123 141V142H124ZM129 141V142H130ZM226 141V140H225ZM229 141H231V140H229ZM251 141H254L255 143H254V145H253V142H251ZM44 142V143H43ZM52 142V141H51ZM54 142H60V141H54ZM87 142V141H86ZM128 142V141H127ZM232 142V141H231ZM47 143V142H46ZM61 143V142H60ZM83 143H85V142H83ZM119 143H117V144H119ZM125 143V142H124ZM226 143V142H225ZM229 144H230V142H228ZM228 143H226V144H228ZM54 144V143H53ZM57 144V143H56ZM59 144V143H58ZM63 144H61V149H62V151H63V149H64V147L62 148V146H68L67 144L66 145H63ZM73 144V143H72ZM77 144V143H76ZM81 144V143H80ZM126 144V143H125ZM124 144V145H125ZM128 144V143H127ZM126 144V145H127ZM233 144V143H232ZM231 144V145H232ZM15 145V146H14ZM41 145H43V148H41ZM46 145V144H45ZM78 145V144H77ZM76 145V147H78ZM119 145V146H120ZM125 145V146H126ZM139 145H141L142 147H140ZM225 145V144H224ZM230 145V146H231ZM262 145V144H261ZM123 146V145H122ZM122 146H120V148L122 147ZM138 146H139V149H138ZM229 146V145H228ZM260 146V145H259ZM54 147V146H53ZM57 147V146H56ZM55 147V148H56ZM69 147H71V145L69 146ZM68 147V148H69ZM221 147H224L223 145L222 146H220L219 148H221ZM225 147H226V145H225ZM232 147V146H231ZM254 147V148H253ZM48 148V147H47ZM54 148V149H55ZM67 148V147H66ZM66 148L64 149V150H66ZM130 148L132 149L131 151H130ZM143 149V154H140V153H142L141 152V150ZM171 148H173V149H171ZM229 148V147H228ZM257 148V147H256ZM41 149H42V151H41ZM50 149H51V147H50ZM58 149H59V147H58ZM141 149V150H140ZM162 149H165V150H163L162 151ZM169 149H171L172 151L171 152H175V153H173V154H170V150ZM223 149V148H222ZM7 150H9V151H7ZM13 150V151H12ZM20 150V149H19ZM68 150V149H67ZM81 150V149H80ZM121 150V149H120ZM122 150H124L126 153H127V151L125 150V147H124V149H122ZM161 150V151H160ZM168 150V152L166 153V151ZM226 150V149H225ZM12 151V152H11ZM50 151V150H49ZM51 151H53V149L51 150ZM58 151V150H57ZM56 151V152H57ZM88 151H89V148H88ZM118 151H119V149H118ZM149 151H151L150 153H149ZM222 151V150H221ZM224 151V150H223ZM262 151V150H261ZM11 152V153H10ZM19 152V151H18ZM22 152V151H21ZM220 152V151H219ZM218 152V153H219ZM39 152H37V154H38ZM55 153V152H54ZM60 153V152H59ZM115 153H116V149H115ZM222 153V152H221ZM225 153H226V151H225ZM18 154V153H17ZM17 154H16V156H17ZM68 154V155H69ZM105 154V153H104ZM150 154V155H149ZM258 154V153H257ZM263 154V153H262ZM261 154V155H262ZM22 155V154H21ZM23 155H25V152H24V154ZM31 155V154H30ZM56 155H57V153H56ZM116 155V154H115ZM130 155H132V156H130ZM216 155V154H215ZM221 155V154H220ZM55 156V155H54ZM64 155H63V157H65ZM128 156V155H127ZM217 156V155H216ZM221 156H223V155H221ZM257 156V155H256ZM255 156V158H257ZM259 156V155H258ZM263 156V155H262ZM35 157V156H34ZM34 158V159H36L37 160V158ZM68 157H70V158H68ZM114 157H116V160H117V156H114ZM261 157V156H260ZM6 158V159H5ZM10 158H12V156L10 157ZM9 158V159H10ZM14 158H15V156H14ZM53 158V157H52ZM216 158H218V157H216ZM220 158V157H219ZM218 158V159H219ZM13 159V158H12ZM33 159V158H32ZM224 159V158H223ZM260 159V158H259ZM263 159V158H262ZM262 159L261 160H259V161H262ZM8 160V159H7ZM6 160V161H7ZM11 160V159H10ZM22 160V159H21ZM115 160V159H114ZM122 160V159H121ZM127 160V159H126ZM221 160H222V157H221ZM264 160V159H263ZM22 161H24V160H22ZM21 161V162H22ZM30 161V160H29ZM35 162V164H36V161L35 160H32V162ZM77 162L78 164V170H76L77 172L76 173H79V174H77V175H79V177L77 178L78 180L76 181V182H73L72 183V181H71V183H70V177L72 176H74V174H75V170L74 169H76V168H74L73 170L74 171H72V168H73V166L72 165H74L73 163L74 162ZM92 161V162H91ZM94 161H96V159L94 160ZM128 161V160H127ZM224 161V160H223ZM255 162H256V160H254ZM3 162V163H2ZM12 162V161H11ZM27 162V161H26ZM31 162V161H30ZM52 162H53V159H52ZM86 162H88V163H90L89 164V166L87 167V166H85L84 164H86L87 165V163ZM118 162V161H117ZM244 162V161H243ZM254 162V163H255ZM257 162H258V160H257ZM264 162V161H263ZM19 163V162H18ZM23 163V162H22ZM37 163V164H38ZM100 163V162H99ZM124 163V162H123ZM126 163V162H125ZM240 163H242V160H241V162ZM252 163V162H251ZM260 163V162H259ZM10 164V163H9ZM15 164H17V163H15ZM21 164V163H20ZM26 164V163H25ZM24 164V165H25ZM36 164V165H37ZM72 164V165H71ZM243 164V163H242ZM256 165H258L257 163H255ZM261 164V163H260ZM259 164V165H260ZM262 164H264V163H262ZM12 165V164H11ZM22 165V164H21ZM27 165V164H26ZM32 165V164H31ZM46 165V164H45ZM97 165H99V164H97ZM115 165V164H114ZM239 165V164H238ZM245 165V164H244ZM247 165V164H246ZM250 165V164H249ZM258 165V166H259ZM6 166V165H5ZM4 166V167H5ZM9 166V165H8ZM8 166H6V167H8ZM14 166V165H13ZM12 166V167H13ZM15 166H17V165H15ZM103 166H105V165H103ZM263 167H264V165H262ZM4 167H3V169H4ZM11 166H9V168H10ZM11 167V168H12ZM74 167H75V165H74ZM77 167V166H76ZM106 167V166H105ZM110 167H111V165H110ZM110 167H108L109 169H110ZM113 167V166H112ZM116 167H118V166H116ZM240 167V169H242L241 167H244V166H239ZM239 167H237V168H239ZM250 167H253V166H250ZM263 167H260V168H262L263 169V171H264V168ZM20 169L22 168V166L21 167H19ZM23 168H24V166H23ZM48 168V167H47ZM46 167H45V170L47 169ZM95 168H97V172H98V177L95 179L94 178V175H96V174H94L93 176H92V174L96 171V169ZM101 168H102V166H101ZM113 168H115V167H113ZM244 168H246L247 169V166L246 167H244ZM243 168V169H244ZM1 169V168H0ZM13 169V168H12ZM15 169H16V167H15ZM19 169V170H20ZM24 169H26V168H24ZM41 169V170H40ZM103 169V168H102ZM106 169V168H105ZM117 169V168H116ZM245 169V170H246ZM261 169V170H262ZM23 170V169H22ZM21 170V171H22ZM32 170V169H31ZM30 170V171H31ZM44 170V169H43ZM45 170L43 171V172H45ZM112 170V169H111ZM115 169H113V171H114ZM248 170V169H247ZM246 170V171H247ZM261 170H260V172H261ZM117 170H115V172H116ZM250 171H251V169H250ZM252 171H254V170H252ZM25 172V171H24ZM29 172V171H28ZM70 172V174H72V172H73V174L70 176V174H68ZM112 172V171H111ZM258 172V171H257ZM257 172L255 171L254 173H256V175H257ZM1 173V172H0ZM45 173V174H46ZM110 173V172H109ZM36 174V175H35ZM41 174V175H40ZM105 174V173H104ZM115 174V173H114ZM118 174V173H117ZM120 174V173H119ZM122 174L120 175V176H122ZM150 174H154L153 175V178L155 177V179H153V181H152V177L150 178L149 177V179H151V182H150V180L148 181V179H147V177H148V175L150 176ZM264 174V173H263ZM32 175H34V176H32ZM68 175H69V179H68ZM111 176H113V174H110ZM116 175V174H115ZM258 175H259V173H258ZM257 175V176H258ZM261 175V174H260ZM259 175V176H260ZM1 176V175H0ZM66 176H67V180H66ZM106 176V175H105ZM108 176H109V174H108ZM111 176H109V177H111ZM27 177H29V175L27 176ZM262 177H264L263 175H262ZM104 178L106 179V181L104 180ZM115 178V177H114ZM114 178L112 179V180H114ZM121 178V177H120ZM119 178V179H120ZM255 178V177H254ZM45 179V180H44ZM72 179V178H71ZM111 179V178H110ZM250 179V180H251ZM258 179V178H257ZM261 179V178H260ZM35 180H38V181H35ZM75 180V179H74ZM116 180H117V177H116ZM121 180H123V178L121 179ZM245 180V181H244ZM262 180V179H261ZM264 180V179H263ZM115 181V180H114ZM124 181V180H123ZM254 181H252V182H254ZM36 182L39 184V182H42V184H43V186H42V189L40 190V184L38 185V184H36ZM113 182V181H112ZM111 182V183H112ZM115 182H117V181H115ZM249 182V181H248ZM252 182H249V183H252ZM35 185H34V184ZM110 183V184H111ZM119 183V182H118ZM126 183H124V184H126ZM120 184V183H119ZM244 184V183H243ZM37 185L39 186L38 188H34V187H37ZM245 185H247V184H245ZM65 187L64 189H63V187ZM112 186H115L114 185V183L112 184ZM238 186V187H237ZM49 187V186H48ZM48 187H47V189H48ZM61 187H62V190H60L61 189ZM33 188V189H32ZM231 188H228V192H229V189H231ZM237 188V189H236ZM243 188H244V185H243ZM25 189V190H24ZM35 189V190H34ZM245 189V188H244ZM16 191V192H18V193H20V194H22L21 192L22 191ZM49 190H46V192H48ZM72 190V189H71ZM115 192H114V191ZM118 190V191H117ZM222 190H224V191H222ZM52 192V193H55V192ZM70 191V190H69ZM227 191V190H226ZM226 191H225V193H226ZM15 192V193H16ZM50 192V194H51V191H49ZM240 192H242V190L240 189ZM11 193H13V191H11ZM18 193H16V194H18ZM25 194H26V192H24ZM57 193V192H56ZM55 193V194H56ZM75 193V192H74ZM74 193H72V194H74ZM220 193H222L221 195H219ZM224 193V194H225ZM38 194V195H39ZM42 194H44V193H41L40 195H42ZM48 194V193H47ZM227 194V193H226ZM225 194V195H226ZM54 195V194H53ZM52 195V196H53ZM70 195V194H69ZM125 196L124 198H122V196ZM225 195H223V196H225ZM5 196V195H4ZM22 196V195H21ZM29 196V195H28ZM31 196H33L32 195V193H31ZM49 196V195H48ZM51 196V195H50ZM51 196V197H52ZM56 196V195H55ZM59 197L58 198H60V195H58ZM64 196V195H63ZM74 196V195H73ZM12 197V196H11ZM13 197H14V195H13ZM17 197V196H16ZM35 197H36V195H35ZM34 197V198H35ZM45 197H46V195H45ZM70 197V196H69ZM127 197V198H126ZM26 198H27V196H26ZM64 198H65V196H64ZM63 198V199H64ZM116 198H118V199H116ZM119 198H121L120 200H123V202L124 201H126V200H128V201H126L125 203H122V205H120V206H118V204L116 203V205L115 204H112L113 206L112 207H110L111 206V203L114 201V200H119ZM126 198V199H125ZM236 198V199H235ZM259 198V199H258ZM1 201H4L5 199H4V197H3V199H2V196H1ZM6 199H8V197L6 198ZM14 199V198H13ZM20 199H21V197H20ZM31 199H33V198H31ZM38 199H39V197H38ZM38 199H36V200H38ZM40 199H42L41 197H40ZM46 199V198H45ZM44 199V200H45ZM70 200H71V197L69 198ZM77 199V198H76ZM111 199V200H110ZM125 199V200H124ZM223 199H224V197H223ZM226 199V198H225ZM15 200V199H14ZM23 200H25V199H23ZM43 200V199H42ZM43 200V201H44ZM52 200V199H51ZM50 200V201H51ZM56 200H57V203H58V199H57V197H56ZM67 200V199H66ZM78 200V199H77ZM120 200L118 201V202H120ZM228 200V199H227ZM227 200H225V201H227ZM260 200L257 202L258 204L260 203L261 204V202H260ZM9 202H10V200H8ZM11 201H12V199H11ZM29 201V200H28ZM40 201V200H39ZM49 201V202H50ZM53 201H54V199H53ZM60 201H62V200H60ZM80 201V200H79ZM16 201H14V203H15ZM19 202H20V200H19ZM22 202L23 201H21V204H22ZM24 202H26V201H24ZM71 202H74L75 203V201H72L71 200ZM71 202H70V205H71ZM116 202V201H115ZM237 202V201H236ZM7 203V202H6ZM30 203V202H29ZM37 203V202H36ZM52 203V202H51ZM55 203V202H54ZM83 203V202H82ZM85 203V204H86ZM114 203V202H113ZM228 203V202H227ZM227 203H226V205H227ZM5 204V203H4ZM3 204V205H4ZM8 204V203H7ZM13 204V203H12ZM46 204V203H45ZM48 204V203H47ZM50 204V203H49ZM80 204V203H79ZM110 204V205H109ZM229 204V203H228ZM255 204V203H254ZM259 204V205H260ZM14 205V204H13ZM34 205V204H33ZM37 205V204H36ZM41 205V204H40ZM51 205V207H52V204H50ZM58 205V207H59V204H57ZM61 205H62V203H61ZM70 205H69V207H70ZM230 206H232V204H229ZM237 205V204H236ZM236 205H233V206H236ZM257 205V204H256ZM258 205V206H259ZM264 205V204H263ZM1 206H2V202H1ZM9 206V205H8ZM10 206H11V204H10ZM10 206H9V208H10ZM15 206V205H14ZM30 206V205H29ZM53 206H56V205H53ZM67 206V205H66ZM66 206H64V207H66ZM73 206V205H72ZM71 206V207H72ZM77 206V205H76ZM76 206H74V208L73 209H75V207ZM87 207H88V205H86ZM93 206V207H92ZM13 207V206H12ZM20 207V206H19ZM26 207H28V206H26ZM50 207V208H51ZM57 207V206H56ZM80 207H83V206H80ZM224 207H225V205H224ZM224 207H223V210H225L224 209ZM227 207V206H226ZM253 207H255V205L253 206ZM252 207V208H253ZM262 207V206H261ZM0 208H2V207H0ZM33 208H34V206H33ZM36 208V207H35ZM63 208V207H62ZM62 208H60V209H62ZM165 208L166 209H168L167 210V213L169 214V215H166L167 213L165 212ZM228 208H231V207H228ZM233 208V207H232ZM231 208V209H232ZM257 208V207H256ZM255 208V209H256ZM3 209V208H2ZM17 209H18V207H17ZM21 209V208H20ZM28 209H29V207H28ZM31 209V208H30ZM55 209V208H54ZM70 209V208H69ZM73 209H71V210H73ZM163 209H164V211H163ZM234 209V208H233ZM254 209V210H255ZM263 209V208H262ZM22 210V209H21ZM24 210V209H23ZM39 210H43V209H39ZM46 210H48V209H46ZM50 210V209H49ZM64 210V209H63ZM68 210V209H67ZM66 210V211H67ZM83 209L81 208V211H82ZM228 210H230V209H228ZM247 210V211H246ZM250 210L251 209H249V212H250ZM261 210V209H260ZM264 210V209H263ZM4 211V210H3ZM7 211V210H6ZM5 211V214H7L8 213V216L10 217L11 215L9 214L10 212H6ZM13 211V210H12ZM29 212H30V210H28ZM33 211V210H32ZM57 211V210H56ZM59 211V210H58ZM61 211V210H60ZM78 211L80 212V210H79V208H78ZM78 211H75V212H78ZM226 211V210H225ZM233 211V212H234ZM23 211H21V213H22ZM71 212V211H70ZM73 212V211H72ZM84 211H82L81 213H83ZM256 212H258L259 213V216H260V211H256ZM263 212V211H262ZM2 213H4V212H2ZM12 213V212H11ZM46 213V212H45ZM44 213V214H45ZM49 213H51L52 214V211L50 212L49 211ZM48 213V214H49ZM58 213H61V212H58ZM63 213V212H62ZM61 213V215H63ZM221 213V212H220ZM223 213H225L224 211H223ZM227 213H228V211H227ZM229 213H231V211H229ZM252 213V212H251ZM258 213L256 214L257 216H258ZM264 213V212H263ZM13 214V213H12ZM18 214V213H17ZM54 214H55V212H54ZM78 214V213H77ZM85 214V213H84ZM87 214V215H88ZM240 214V215H239ZM248 214V213H247ZM246 214V215H247ZM30 215H32V214H30ZM36 215H37V213H36ZM40 215H41V212H40ZM42 215H43V212H42ZM47 215V214H46ZM50 215V214H49ZM56 215V214H55ZM86 214H85V216H87ZM221 215V214H220ZM228 215V214H227ZM252 215H254V212H253V214ZM262 215V214H261ZM7 216V215H6ZM24 216V215H23ZM44 216V215H43ZM48 216V215H47ZM46 216V217H47ZM54 216V215H53ZM64 216H66V215H64ZM80 216H82L81 214H80ZM89 217H90V215H88ZM87 216V218L89 219V217ZM222 216V215H221ZM224 216V215H223ZM222 216V217H223ZM232 215H230L229 217H228V220H226V221H229L230 222V220H234V218L232 217V219H229L230 217H231ZM234 216H236L235 214H234ZM251 216V215H250ZM17 217V216H16ZM31 218H32V216H30ZM36 217V216H35ZM40 217V216H39ZM50 217V219H51V216H49ZM59 217V216H58ZM78 218L79 216H75V218ZM225 217V216H224ZM243 217V216H242ZM241 217V218H242ZM249 217V216H248ZM252 217V216H251ZM254 217V216H253ZM263 217V216H262ZM11 218V217H10ZM9 218V219H10ZM18 218V217H17ZM41 218H42V220H43V218L44 217H42L41 216ZM52 218H54V217H52ZM61 218H63V217H61ZM72 218V219H71ZM240 218V217H239ZM246 218V217H245ZM257 218H259V217H257ZM256 218V219H257ZM2 219H3V215H2ZM21 219V218H20ZM27 219H28V217H27ZM35 219H38V218H35ZM47 219V218H46ZM224 220H225V218H223ZM227 219V218H226ZM236 219H238V218H236ZM248 219V218H247ZM252 219V218H251ZM250 219V220H251ZM254 219V218H253ZM18 220H19V218H18ZM22 220H24V219H22ZM61 220H60V222H61ZM76 220H78V219H76ZM243 220H245V219H242V221ZM255 220V219H254ZM1 221V220H0ZM36 221V220H35ZM39 221V220H38ZM57 220H55V222H56ZM74 221H75V219H74ZM79 221V220H78ZM81 221H82V219H81ZM221 221H222V219H221ZM248 221H249V219H248ZM256 221V220H255ZM263 221H264V219H263ZM263 221H260L261 222V224H262V222ZM46 222V221H45ZM51 222V221H50ZM53 222H54V220H53ZM54 222V223H55ZM77 222V221H76ZM245 222V221H244ZM253 221H251V223H252ZM257 222H259V221H257ZM259 222V223H260ZM4 223V222H3ZM17 223V222H16ZM36 223V222H35ZM34 223V224H35ZM41 223V222H40ZM48 223V222H47ZM54 223H52V225L54 224ZM57 223V222H56ZM84 223V222H83ZM222 223V222H221ZM234 223V222H233ZM243 223V222H242ZM11 223H9V225L7 224V226H11L10 225ZM14 224V223H13ZM37 224H39V222L37 223ZM46 224V223H45ZM236 224H241V223H236ZM21 224H19V226H20ZM23 225V224H22ZM244 225H245V223H244ZM258 224H256V226H257ZM4 226V225H3ZM3 226H1V227H3ZM14 226V225H13ZM12 226V227H13ZM16 226V225H15ZM13 227L15 230H17V232L15 233V231H10L9 233L10 234H8V236L10 235V236H13V235H16V237L18 236V237H21V234L23 235V236H25V231L26 230H24L23 231V229H22V231L23 232H21L20 230L21 229H19L18 228V225L16 226V227ZM24 226V225H23ZM25 226H26V224H25ZM24 226V227H25ZM41 226H42V224H41ZM50 226V225H49ZM63 226H65V227H63ZM67 226V227H66ZM227 226V227H226ZM245 226H249V225H245ZM244 226V227H245ZM253 226H255V224L253 225ZM260 227L261 226H263V225H259ZM259 226H257V227H259ZM35 227V226H34ZM38 227H40V226H38ZM37 227V228H38ZM44 227V226H43ZM46 227V226H45ZM48 227V226H47ZM53 227V226H52ZM50 227L51 228V230L53 229V228H55V227ZM98 227H100V228H98ZM243 227V228H244ZM251 227H252V225H251ZM256 227V228H257ZM259 227V228H260ZM264 227V226H263ZM263 227H261V228H263ZM18 228V229H17ZM32 228V227H31ZM94 228H97V230H99L98 232L99 233H95L94 235L95 236H93L91 233H88L87 231L89 230V231H91V230H93ZM231 228V227H230ZM233 228H234V225H233ZM235 228H237V227H235ZM239 228H241V225H240V227H238V229ZM246 228V227H245ZM248 228V227H247ZM258 228V229H259ZM10 229H11V227H10ZM40 229H42V228H40ZM45 229H48V228H45ZM91 229V230H90ZM229 229V228H228ZM237 229V230H238ZM242 229V228H241ZM255 229V228H254ZM18 230H19V232H18ZM31 230V229H30ZM32 230H33V228H32ZM35 230V229H34ZM53 230H55V229H53ZM224 230V231H223ZM233 229H231V231H232ZM251 230H252V228H251ZM256 230V229H255ZM255 230L253 231V232H255ZM260 230H262V229H260ZM37 231V230H36ZM47 231H49V230H47ZM231 231H229L230 233H231ZM235 231V230H234ZM239 231H242V230H239ZM246 231H248V230H246ZM12 232H14L13 234H11ZM25 232V233H24ZM34 232V231H33ZM39 232H40V230H39ZM42 232V231H41ZM58 231H56V233H57ZM88 233V234H91V235H85V233ZM92 232V231H91ZM229 232H228V234H229ZM233 232V231H232ZM259 232H261V231H259ZM264 232V231H263ZM28 233V232H27ZM44 233V232H43ZM46 233V232H45ZM50 233H53L54 234V232H50ZM221 233L225 236V237H227L228 239L227 240H225V237H223V235H221ZM235 233V232H234ZM242 233V232H241ZM250 233V232H249ZM248 233V234H249ZM49 234V233H48ZM47 234V235H48ZM52 234V235H53ZM62 234H60V235H62ZM80 235V234H84V237L82 236V237H80L79 236V238H82V239H79V241H78V239H76L78 236L77 235ZM233 234V233H232ZM232 234H231V236H232ZM237 234H239V233H237ZM236 234V235H237ZM247 234V235H248ZM42 235V234H41ZM59 235V234H58ZM235 235V234H234ZM258 235V234H257ZM27 236H28V234H27ZM54 236H55V234H54ZM57 236V235H56ZM91 236V237H90ZM3 237V236H2ZM15 237V238H16ZM30 237V236H29ZM28 237V240L30 241L29 242V244L31 245V241H33L32 239H30ZM63 237V236H62ZM90 237V238H89ZM235 237V236H234ZM238 237V236H237ZM245 237V236H244ZM249 237L250 238H252L250 235H249ZM254 237H256V236H254ZM258 237V236H257ZM256 237V238H257ZM259 237H261L262 238V236H259ZM258 237V238H259ZM10 238V237H9ZM22 238V237H21ZM23 238H25V237H23ZM39 238V237H38ZM50 238V237H49ZM241 238H243V236L241 237ZM255 239L254 241H256V240H258V242H259V239ZM34 239V238H33ZM46 239V238H45ZM50 239H52V238H50ZM49 239V240H50ZM235 239V238H234ZM237 239H239V238H237ZM237 239H236V243H237ZM245 239V238H244ZM246 239H248V237L246 238ZM8 240V239H7ZM6 239H5V241H7ZM10 240V239H9ZM13 240V239H12ZM14 240H17V238L16 239H14ZM13 240V241H14ZM21 240V239H20ZM23 240H25V239H23ZM37 241H38V239H36ZM36 240H34V241H36ZM43 240V239H42ZM231 240V239H230ZM229 240V241H230ZM17 241H19V240H17ZM26 241V240H25ZM44 241V240H43ZM55 241V240H54ZM57 241H59V240H57ZM219 241V242H218ZM244 241H246V240H244ZM248 241H249V239H248ZM253 241V240H252ZM261 241H263V239L261 240ZM28 242V241H27ZM38 242H40V243H42V241H38ZM47 242V241H46ZM233 242V241H232ZM5 243V242H4ZM9 243H10V241H9ZM25 243V242H24ZM23 243V244H24ZM34 243H36V242H34ZM50 243H51V240H50ZM63 243V242H62ZM130 243H132V244H130ZM134 243V244H133ZM225 243H227V242H225ZM229 243H231V242H229ZM228 243V244H229ZM240 243V242H239ZM243 243V242H242ZM246 243H248V242H246ZM255 243V242H254ZM254 243H253V245H254ZM264 243V242H263ZM2 244V243H1ZM0 244V245H1ZM17 244H19V243H17ZM26 244V243H25ZM28 244V245H29ZM46 244V243H45ZM45 244H43V245H45ZM48 244V243H47ZM47 244L45 245V246H47ZM52 244V243H51ZM57 244V243H56ZM55 244V245H56ZM222 244V245H223ZM244 244H245V242H244ZM7 244H5V246H6ZM8 245H11V244H8ZM13 245H15V244H13ZM22 245V244H21ZM21 245H20V247H21ZM29 245V247H31V246H33V242H32V245L30 246ZM37 245V244H36ZM42 245V244H41ZM226 245V244H225ZM237 245H240V244H237ZM248 245V244H247ZM247 245H244V247L245 246H247ZM252 245V244H251ZM252 245V246H253ZM4 246V247H5ZM16 246V245H15ZM51 246H53V245H51ZM50 246V247H51ZM58 246V245H57ZM218 246V245H217ZM220 246H218V248L220 247ZM235 246V245H234ZM241 246V245H240ZM251 246V247H252ZM259 246H262L261 244L259 245ZM3 247V246H2ZM1 247V248H2ZM48 247V246H47ZM47 247L45 248V250L47 249ZM208 247V246H207ZM243 247V246H242ZM249 247H250V245H249ZM248 247V248H249ZM254 247H255V245H254ZM22 248V247H21ZM28 248V247H27ZM34 248V247H33ZM32 248V249H33ZM37 248V247H36ZM38 248H39V246H38ZM42 248H44V247H42ZM53 248V247H52ZM52 248H51V251H52ZM56 248V247H55ZM213 248H217L216 247V245H215V247H213ZM222 248H225V246L224 247H222L221 246V249ZM234 248V247H233ZM232 247H231V249H233ZM240 248V247H239ZM264 248V247H263ZM7 249V248H6ZM9 249V248H8ZM12 249V248H11ZM16 249V248H15ZM17 249H18V247H17ZM24 249V248H23ZM35 249V248H34ZM54 249V248H53ZM57 249V248H56ZM207 249V250H206ZM211 249V248H210ZM229 249V248H228ZM235 249V248H234ZM238 249V248H237ZM241 249V248H240ZM239 249V250H240ZM251 249V248H250ZM262 249V248H261ZM14 250V249H13ZM20 250V249H19ZM26 250V248L24 249V251ZM28 250V249H27ZM31 250V249H30ZM29 250V251H30ZM58 250V249H57ZM63 250H65V249H63ZM217 250V249H216ZM215 250V251H216ZM219 250V252H221L220 251V249H218ZM245 250V249H244ZM247 250V249H246ZM258 250H260V249H258ZM23 251V252H24ZM48 251V250H47ZM73 251V253H71ZM213 251H214V249H213ZM225 251V250H224ZM253 251H254V249H253ZM257 251V250H256ZM264 251V250H263ZM1 252H2V250H1ZM1 252H0V255L2 256V254H1ZM12 252V251H11ZM15 252H17L16 250H15ZM14 252V253H15ZM21 252H22V249H21ZM28 252V251H27ZM59 253H60V250L58 251ZM86 252V253H85ZM211 252V250L209 251V253ZM223 252V251H222ZM231 252V251H230ZM235 252H237V250L235 251ZM250 252V251H249ZM30 253H31V251H30ZM34 253H35V251H34ZM33 253V254H34ZM45 253V252H44ZM42 254V256L43 255H45V254ZM47 253V252H46ZM59 253H56V254H59ZM208 253V254H209ZM215 254H217L218 252H214ZM214 253H211V255L213 254L214 255ZM225 253V252H224ZM227 253V252H226ZM225 253V254H226ZM241 253V252H240ZM243 253H244V251H243ZM263 253V252H262ZM6 254H7V252H6ZM11 254H13V252L11 253ZM17 254V253H16ZM27 254H29V253H27ZM38 254H41V253H39L38 252ZM52 254H54V252L52 253ZM51 254V255H52ZM62 254V253H61ZM76 254V255H79L81 258H82V260L81 259H77V256H75L74 257V255ZM207 254V255H208ZM221 254V253H220ZM223 254V253H222ZM228 254V253H227ZM229 254H231V253H229ZM250 254V253H249ZM253 254V253H252ZM252 254H250V255H252ZM259 253H257V255H258ZM25 255V254H24ZM35 255H36V253H35ZM48 255V254H47ZM231 255H233V254H231ZM248 255V254H247ZM247 255H245V256H247ZM6 256V255H5ZM58 256H60V255H58ZM63 255H61V257H62ZM216 256V255H215ZM223 256V255H222ZM226 256H228V255H226ZM226 256H224V259H225V257ZM234 256V255H233ZM237 256V255H236ZM235 256V257H236ZM239 256V255H238ZM242 256V255H241ZM259 256V255H258ZM25 257H26V255H25ZM28 257V256H27ZM49 257V256H48ZM60 257V258H61ZM209 257V256H208ZM212 258H213V256H211ZM229 257H230V255H229ZM249 257V256H248ZM252 257V256H251ZM30 259H31V257H29ZM29 258H28V260H29ZM45 258H47V257H45ZM60 258H59V261H60ZM62 258H64V256L62 257ZM61 258V259H62ZM216 258V257H215ZM219 258V257H218ZM231 258H232V256H231ZM230 258V259H231ZM237 258H239V257H237ZM23 259V258H22ZM22 259H19V260H22ZM25 259V258H24ZM42 259H43V257H42ZM41 259V260H42ZM49 259H51V258H49ZM65 259V258H64ZM208 259V258H207ZM223 258H222V260H224ZM228 259V258H227ZM229 259V260H230ZM241 259V258H240ZM244 259V258H243ZM245 259L247 260V258L245 257ZM249 259H251V258H249ZM13 260V259H12ZM18 260V261H19ZM27 260V261H28ZM32 260H34L33 258H32ZM57 260H58V257H57ZM216 260V259H215ZM214 260V261H215ZM218 260V259H217ZM220 260V259H219ZM218 260V261H219ZM232 260V259H231ZM14 261V260H13ZM17 261V259L15 260V262ZM17 261V262H18ZM47 261V260H46ZM213 261V260H212ZM225 261V260H224ZM224 261H222L223 262V264L225 263ZM235 261V260H234ZM233 261V262H234ZM241 261V260H240ZM48 262V261H47ZM57 262V261H56ZM65 262V261H64ZM203 262V263H202ZM209 262V261H208ZM232 262V261H231ZM245 262V261H244ZM247 262V261H246ZM3 263V262H2ZM14 263V262H13ZM13 263H11V264H13ZM26 263H28V262H26ZM35 263V262H34ZM49 264H50V261L48 262ZM51 263H54V262H51ZM59 263V262H58ZM61 263V262H60ZM212 263V262H211ZM211 263H209V264H211ZM214 263V262H213ZM217 263V262H216ZM227 263H229V262H227ZM236 263H237V261H236ZM242 263V262H241ZM240 263V264H241ZM6 264V263H5ZM21 264V263H20ZM30 264V263H29ZM33 264V263H32ZM37 264V263H36ZM43 264H46V263H43ZM55 264V263H54ZM215 264V263H214ZM235 264V263H234ZM239 264V263H238ZM245 264V263H244ZM248 264H249V262H248Z\"/></svg>",
    "mask_w": 264,
    "mask_h": 264
},
{
    "label": "rangeland",
    "instance_id": "374dc122",
    "mask_svg": "<svg viewBox=\"0 0 264 264\" xmlns=\"http://www.w3.org/2000/svg\"><path fill=\"white\" fill-rule=\"evenodd\" d=\"M106 1H107V3H106ZM110 1V2H109ZM97 0V2H102V3H100V4H98L96 7H97V9L95 8V10H94V8L93 7H95V6H91V7H86L85 9L87 10V9H89L88 11H90V13L88 12H86V10L84 11V9H83V12H84V14H82V12H80V14L82 15V17H83V15L85 16H87V18H89L88 20H86L87 22H88V24L86 23V21H82V22H85L84 24H86V25H88V26H86L87 28L90 26V24H91V26H92V28H91V26L88 28L89 30H86L85 31V33H86V35L88 34L89 36H91L92 37V35L94 36V37H92L93 39L95 38V40L94 41H96V38L98 37L99 39H101L100 38V34L102 33V34H104L105 33V35H106V32L107 31H109L110 29H112L113 27L112 26H114L115 25V27L111 30V31H113L114 33H116V31H117V34H118V30H119V33H121L122 32V30H124V28H125V23H126V21L128 20V19H126V18H129V19H134V17L135 18H137V19H134L133 21H135L134 23H136V21H137V23L138 24H135V25H139L138 27L142 30V32L146 35V33H147V36H149L148 35V33L150 34V39L149 40H152L151 38H154L153 37V35H152V31H156V32H154V34L156 33V34H160L161 32H162V30L164 31V32H162V33H165L166 32V29H167V31H169L170 30V28H171V25H170V27H169V23L170 22H168L169 21V19L171 18H173L172 20H174V19H176L177 20V18H178V20L177 21H181L180 19L182 18L180 15H182V14H184V16L186 15V17H188V14H186L187 12H189V18H196V16H197V13H200V12H197L196 10H198V8H196L197 6H194V5H198V7H202V0H194V1H192V0H185L186 2V4L185 3H183L184 5H186V6H184L181 2H184V1H181V0H170V2L171 3H169V0H152V1H150V0ZM112 1V2H111ZM127 1L128 2H130L129 4H127ZM142 1H144V2H142ZM156 1V2H155ZM173 1V2H172ZM176 1V2H175ZM197 1H199L200 2V4H199V2H197ZM205 1V0H204ZM236 2L235 3H233V6H231V4H230V2L228 1H223L227 6H226V8H224V10H225V13H227V11L226 10H229L230 12L232 11V13H227L226 15H224L225 16V19H227L228 20V22L230 23L229 24V27L231 26V24L233 25L232 27H230V28H232V30H234L235 29V32H234V37H231V41L229 42V37L227 36L226 38L225 37H223L224 38V40L225 41H227V42H225L223 39V42H225V43H223L222 42V44H224L225 45V47H224V45H222V44H220V45H222V47H223V49L222 50H225L224 52H225V54H222V50L221 51H219L220 52V54L221 55H225V56H232V54H234L235 53V56L234 57H236L237 56V54H239L240 52H242V50H244L243 52H245L247 49L248 50H250V51H254V47H253V45H251V44H254V43H252L253 41V39H254V37H255V39L257 40V41H262V43L261 42H259L258 44L260 45V46H258V47H260V48H258L257 49V52L256 51H254V53H256V55H258L257 53H258V51H260L259 52V55H258V57L259 56H261L260 58H259V62L257 63L256 61H255V59H254V61H255V63H254V66H255V64H256V70L258 69V70H260L258 73L259 74H263V77H257L258 78V82H257V88L263 93H260V91L258 92V89H256L257 91H255L254 93L252 92L251 93V91H247V95H249V94H253V95H249V96H247L246 94H244V96L243 95H241L242 97H241V99H243V100H241L240 99V97L238 96L237 97V99H236V102H237V104H236V108H238L237 110L239 111L240 110V112L239 113H241V114H244L245 112V114L244 115H241L242 116V118H239L238 120L239 121H237L235 124L236 125H234V129H230L229 131L231 132H228V135L227 134H225V138L224 137H222V140H224V141H222L221 143H220V145L218 146V148H216V152H215V154L217 155H215L214 154V156H215V159H217V160H220L221 162H222V164H224L228 159H229V157H230V155H231V152L232 153H234L235 151H236V149H237V147H234L235 145H234V143L236 144H238L239 142H235V141H239V139H238V135H239V133L240 132H244V128L247 126V127H249L248 128V130L250 131V133H251V135H250V137H248L247 138V140L248 139H250V140H254L255 142H256V140L254 139V138H258V141L255 143L254 141H251V142H253V145H254V143L255 144H258V143H260V142H262L261 144H259V145H254V146H256L254 149H253V154L251 153L250 155H249V157L250 158H248L247 157V160L246 159H240L239 160V163L237 162V165L235 164V167L234 168H236L237 170H240V171H244L243 173L245 174L246 172V175L247 174H249V176L252 178V179H256V181L258 180L259 181V185L262 183V185H264V177H262V175L264 176V171H263V169L262 168H260V167H263L262 165H264V164H262V163H264L263 161V159H264V127H262V126H264V123H261V124H263L262 126L260 125H255V124H257L256 122L258 121H264V120H262L263 118H264V97L262 96V95H264V82L262 83V82H260V81H264V73H262V72H264V54H263V50H264V45H263V43H264V32H262V29H263V31H264V26L262 25V24H264V23H261V20L262 19H264V17H263V13L261 12V14L260 15H262V19H258L257 18V16L259 17L260 15H259V12L260 11H263V9H264V0H261L260 2H261V4H259L260 2H257V4H256V2L253 0V2L251 1V5H254L255 6V4L259 7V6H262L263 7V9H259V8H262V7H259L258 9H257V11L259 10V12H257L256 10L255 11H253L254 13H252V16H254V17H252L251 18V16H245L244 15V17L242 16V15H238L239 17H237V12H235L236 10H231V7H232V9H235V7L237 6V0H235ZM239 1H241V0H239ZM257 1V0H256ZM259 1V0H258ZM123 4H122V3ZM149 2H150V4H152V5H150L149 4ZM157 2H160V3H158L157 4ZM177 2H180L179 4L177 3ZM231 2H234V0H232ZM106 3V4H105ZM108 3H110V4H108ZM111 3H113V4H111ZM143 3V4H142ZM145 3V4H144ZM146 3H148V4H146ZM174 3H177V5H178V9H175V10H173V11H170L169 12V14L167 13H164V10L161 8V7H165L166 8V6L168 5H171V4H174ZM191 3V4H190ZM198 3V4H197ZM102 4H104L103 6H102ZM115 4V5H114ZM118 4V5H117ZM134 4H135V6H137V7H139V8H137V9H141V10H137V9H135L136 7L134 6ZM157 4V5H156ZM161 5V7H160V5ZM204 4V6L206 5L205 3H203ZM229 4H230V6H229ZM234 4H236V5H234ZM100 5H101V7H100ZM106 5V6H105ZM107 5H109V7L110 8H108V6ZM111 5V6H110ZM121 5V6H120ZM123 5V6H122ZM126 5H128V6H126ZM144 5V6H143ZM223 4H221V6H222ZM114 6V7H113ZM120 6V7H119ZM126 6V7H125ZM131 6V7H130ZM142 6V7H141ZM147 6V7H146ZM150 8H149V7ZM156 6V7H155ZM157 6L158 7H160V8H158V10L159 11H161L162 12V10H163V18H164V21L162 20V16H159L158 17V15H157V17H158V19H157V17H156V13H160L158 10H157ZM183 8H182V7ZM189 6V9H187L186 7H188ZM204 6H203V8H204ZM235 6V7H234ZM252 6V9L254 10V8H257V6ZM100 7V8H99ZM103 7V8H102ZM106 7V8H105ZM115 7H117V8H115ZM122 7V8H121ZM132 7H133V9H132ZM141 7V8H140ZM154 8V9H151V8ZM181 7V8H180ZM214 7V8H213ZM234 7V8H233ZM91 8V9H90ZM114 8V9H113ZM128 8H130V9H128ZM192 8V9H191ZM205 8H207L206 6H205ZM204 8V10L207 12H209V9L210 8H212L213 9V11H216L217 10V8L215 7V6H213V4L212 5H210V8L209 9H205ZM216 8V9H215ZM99 9V10H98ZM143 9V10H142ZM147 9V10H146ZM156 9V10H155ZM182 9V10H181ZM193 9L195 10V12H196V15H195V13H194V11H193ZM201 9V8H200ZM199 9V10H200ZM212 9H210V10H212ZM215 9V10H214ZM94 10V11H93ZM109 10V11H108ZM114 10H116V11H114ZM118 10V11H117ZM121 10V11H120ZM123 10V11H122ZM129 10V11H131V12H127V11ZM133 10H135V11H133ZM148 10H149V12H148ZM152 10H154V12L152 11ZM179 10L181 11V12H179ZM184 10H186V11H184ZM34 11V10H33ZM32 11V12H33ZM93 11V12H92ZM97 11H99L100 13L99 14H101V16L99 17V15L97 14L96 15V13H98ZM103 13H102V12ZM107 11V12H106ZM114 11V12H113ZM120 11V12H119ZM144 11H145V13H144ZM183 11V12H182ZM191 11V12H190ZM212 11V12H213ZM86 12V13H85ZM109 12V13H108ZM113 12V13H112ZM123 12V13H122ZM133 12V13H132ZM151 12V13H150ZM177 12V13H176ZM186 12V13H185ZM207 12V13H208ZM211 11L209 12V14L210 13H212ZM218 12V11H217ZM258 13V15H256V13ZM264 12V11H263ZM35 13V12H34ZM33 13V14H34ZM128 13H130V14H127ZM147 13V14H146ZM149 13V14H148ZM152 13H155V14H153L152 15ZM162 13L161 14H159V15H162ZM175 13L177 14V15H175ZM195 15H193V14ZM234 13V14H233ZM236 13V14H235ZM88 14L89 15H92V16H89L88 17ZM102 14H105V15H108L109 17H107V16H105V15H103V17L105 16L106 18H103L102 17ZM114 14V15H113ZM135 14V16H133ZM214 14H216L215 12H214ZM231 15V16H229V15ZM239 14V13H238ZM81 15H78V16H76L75 18H76V20L77 21H79V19H80V17H81ZM119 15H122V16H119ZM123 15H124V18H125V15H126V18L124 19L123 18ZM131 15V16H130ZM137 15V16H136ZM148 15H150V16H148ZM171 15V16H170ZM86 16H85V19H87L86 18ZM141 16V17H140ZM146 16H148L147 18H146ZM153 16V17H152ZM168 16V17H167ZM183 16V15H182ZM191 16V17H190ZM233 16V17H232ZM234 16H236V17H234ZM240 16H242L243 17V20L244 21H242V19L240 18ZM256 16V17H255ZM77 17H79L78 19H77ZM91 17L94 19H92V21L93 22H91ZM96 17V18H95ZM102 17V18H101ZM120 17V18H119ZM155 17V18H154ZM175 17H177V18H175ZM181 17V18H180ZM251 18V19H255L256 18V20H252L253 22H254V24H255V22H256V25H254L252 22H251V20L248 18L247 19V21L245 22V19L244 18ZM75 18H73L72 19V21H76L75 20ZM98 18V19H97ZM109 18V19H108ZM141 20H139V19ZM150 18V19H149ZM161 18V19H160ZM234 18H236L235 19V21H234ZM261 18V17H260ZM8 18H6V19H4V22L6 21V23H8L9 22V19L7 20ZM84 19V20H85ZM104 19H107L106 21L104 20ZM119 19V20H118ZM124 19V20H123ZM131 19V20H132ZM153 19V20H152ZM156 21H155V20ZM160 19V20H159ZM168 19V20H167ZM229 19H232V20H230L229 21ZM237 19L239 20L240 19V21L241 22H244V24H242V23H239L238 21H237ZM12 20H15V19H12ZM81 20H82V18H81ZM97 20H100L99 22L100 23H98V21ZM121 20V21H120ZM123 20V21H122ZM145 20H146V22H145ZM161 20L163 21V22H161ZM257 20H258V22H260V26H262L263 28H261L259 25H257ZM260 20V21H259ZM77 21L76 22H71L73 25H77V26H75V27H77L78 28V26L81 24L80 22H78V23H80V24H77ZM117 21V22H116ZM151 21V22H150ZM165 21H166V23H165ZM177 21H171V23L170 24H172V22H177ZM232 21V22H231ZM248 21H250L251 22V24L248 22ZM90 22V23H89ZM94 22H95V24H97L96 25V27H94L95 26V24H94ZM106 22V23H105ZM108 22V23H107ZM115 22V23H114ZM118 22H122V24H120V25H118ZM153 22L154 23H156V25L155 24H153ZM262 22H264L263 20H262ZM104 23V24H103ZM123 23H124V26H122L123 25ZM141 23V24H140ZM146 23V24H145ZM157 23H158V25H157ZM161 23V24H160ZM175 23H173L172 24V26L174 27V24ZM235 23H237L236 25H234ZM250 24V26H249V24ZM84 24L82 23L81 25H82V28H83V26H84ZM106 24V25H105ZM109 26H108V25ZM143 24V25H142ZM163 24V25H162ZM165 24V25H164ZM239 24V25H238ZM242 24V25H241ZM94 25V26H93ZM101 25H103V26H101ZM116 25H118L117 27H116ZM149 25V26H148ZM152 25H153V27H152ZM240 25H241V28L239 29V28H237V26L238 27H240ZM259 26V27H256V29H255V32H251L252 31V29H250L251 28V26L254 28V26ZM106 27V26H108V27H110V28H103V27ZM121 26V27H120ZM160 26V27H159ZM236 28H235V27ZM247 26H248V28H247ZM101 27V29L100 30H97V29H99ZM119 27V28H118ZM166 28V29H164V28ZM172 27V28H173ZM250 27V28H249ZM81 28V26L78 28V29H82ZM91 28V29H90ZM116 28H118V29H116ZM121 28H123L122 30H121ZM143 28V29H142ZM147 28V29H146ZM154 28H156V29H154ZM234 28V29H233ZM259 28V29H258ZM75 28H73V31H74V33L75 34H73L74 35V37L72 36H68V34L69 35H71L72 34V32H71V34L70 33H68V34H64V33H62L61 34V36L60 37H57V38H54V41H57V40H61L62 39V41H63V39H66L65 41L66 42H68L69 40L68 39H70L71 38V43H73V44H70V48H71V46L72 45H74L73 47H75V49H77V51L75 50V49H73V47H72V50H69V52H71V51H73V50H75V53H77V56L74 58V56H75V54H74V51L73 52H71V53H73V55L74 56H71V55H69L70 57H69V59L72 61V63H73V61H75V59H76V61L75 62H77V58H82V59H79L80 61H81V63L79 64V62L80 61H78V63H76V66L79 64V66H77V68H73V69H78V68H80V69H78V71H81V72H79V74L81 73H83V71L85 72L86 70V72L85 73H87L88 71V75H90L89 76V78H91V77H93L94 75H95V78L93 77L92 79H90L91 81V83L94 81V82H96V83H93L94 84V86H92V87H95V88H99L100 89V87L102 88H104V86H106V87H110L109 85H108V83L109 84H111L112 85V88L111 89H113L112 91L114 92V95L112 94V96L110 95L109 97H108V100L110 99V97L112 98V99H110V101H111V105L110 106H114V107H117V106H119V105H123V104H127L128 103V101H127V98L125 99L123 96L124 95H131L130 97L132 98V99H135V100H133L134 101V104L133 105H130L131 107H128L127 106V109L125 110V112L124 113H118L117 112V114H116V111H114L113 112V114H114V116L111 118V120L106 124V126L105 125H103L104 123H101L100 121H102L101 119H102V115H101V113L102 112H105V111H107V110H105V109H103L104 107L106 108V106H104L102 103L100 104V106H102L101 108L104 110H99L98 111V113L97 112H93L94 110H90V108L87 106L86 107V104H81V101H80V103H78V104H80V105H78V104H76V103H74L75 105H72L71 106V108L73 109L74 107H75V111L74 110H72L70 107H68V109H67V111H70L69 113L66 111V113H67V115H65V117L64 118H62V120H61V122H60V120L59 121H57L56 122V125H58V126H56L54 123H52V126H53V124L56 126V128L54 127V130L56 131H60V132H55L54 130L52 131V135H51V132L48 134V137H46V139H45V144H43L44 145V148H46V149H44L43 148V145H41V148H43L44 149V151H47L46 153L45 152H41V153H45L46 155L48 154V158H50L51 157V154H52V157H51V159H49L48 160V158H46V162H47V160H48V163L50 162V164H51V167L52 168H50V166H48L47 165V163L45 162H42L43 160H42V157L44 156L43 154H41L40 153V150H35V151H37V152H39L38 154H37V152H34L35 153V155H33V153H31V152H29V153H27V149L26 148H24V147H26V146H22L23 148H19V147H21L20 145L21 144H19V141L20 140H23L22 138L24 137L23 135V137H20L21 139L18 141V142H16V144L15 145H17V146H15L16 148L18 147V145H19V147L17 148V151H16V149L13 151V154H15L14 156H15V158H14V156L13 155H11L10 154V156H8L7 154L9 153H5V157L7 156V157H11L12 156V158H5L6 160H5V162H7L8 164H5L6 166H13L12 168L10 167L9 168V166L8 167H6L5 165V167L3 166V164H2V166L0 165V177H2V175H4L3 173H4V171H5V169H10V171L12 172H14V170L16 171V172H14V173H17V170L19 171L18 173L19 174H21L22 172V175L23 176H26V173H27V176L29 175V177H25V178H32L31 177V175L30 174H34L33 173V170L35 169V167H37L38 165L42 168V167H48L46 170H45V167L44 168H42V170H41V172H39V173H43L42 175H41V177L43 176V175H45V177L43 176L42 177V179L43 178H46L47 177V175L49 174L50 175V173H48V172H50V171H52L53 170V168H55L56 169V166L54 165L55 163H57L56 161H58V159H60V158H66V156H65V154H66V152H67V156H70V155H72V154H69V153H71V151H73L74 149H75V151H78V152H80V151H82V148L85 150V153L87 152V154L89 155L90 153H91V151H92V153L90 154V155H93V156H90V158L91 159H93V158H95L96 159V161H94L95 159H93V162L95 163V162H97L95 165V167H97V168H99V170H101V172H102V177L104 176L106 179H107V181H106V179L104 178V180L107 182V187L108 188H113L114 187V189H116L117 188V186L119 187V188H122V189H118L119 191H121V190H125V188L126 187H121V182L120 181H122V183H123V185L122 186H126L127 185V183H128V179L127 178H125V177H123V174L121 173V172H123L122 170H124V169H122L123 167L125 168V166L126 167H128L129 166V164L131 165V163L133 162V158L131 159L130 157H129V154H131V152H128V150L127 149H129V147L131 146L130 144H132V142L130 141V140H128V139H125V135L123 136V134H125L124 132H120V130L121 131H127V128H129L128 126H130V127H133L132 125H134V127L135 126H139V124L141 123V121H143L144 119H146L145 117V113H147L146 112V110H147V103H145L146 102V100H148L150 97V99L149 100H151L152 99V97H153V99L156 97L155 95L157 94L158 95V93H160L159 92V90H160V88H163L162 86H161V84H162V80L164 79V78H162V77H164V76H160V74H162V73H160L159 74V71H160V69H163L162 67H164V66H166L164 63V66H162V67H160V64H159V62H156L155 60L153 61L151 58V60H148L147 61V58H144L143 56L141 57V55L143 54V51H141L140 50V52H142V54L140 55V54H137L138 52H139V50L137 51V50H133L132 48H130V50L129 51H127V52H123V53H121V54H119L120 55V57H124V58H121V59H119L120 57L118 56V55H116V57H114L113 58V60H110V61H108V63L107 62H104V64L103 63H101L100 64V62H97L96 61V63L95 62H93V61H90L89 63L87 62V60H88V50L86 49V48H88V45H89V53H90V48L96 43V45H98V47L101 49V50H104L105 48V50H106V52H107V49H108V47L107 46H109V45H111L112 43H109V42H112L111 40L110 41H108L109 39L108 38H104V35H103V40L105 39L107 42H105V40H104V42H102V40H101V43H100V41H96V42H94L93 41V39H90L91 40V42H90V40L88 39V37H83L84 35L83 34H81V32H80V30L78 31V29L76 30H74ZM93 29V30H92ZM94 29L96 30V31H98V32H96L95 34H96V36L94 35ZM115 29H116V31H115ZM149 29V30H148ZM152 29V30H151ZM239 29V30H238ZM91 30V31H90ZM106 30V31H105ZM145 30V31H144ZM150 30H151V32L152 33H150ZM158 30V31H157ZM237 30V31H236ZM259 30V31H258ZM89 31V32H88ZM102 31V32H101ZM105 31V32H104ZM121 31V32H120ZM147 31H149V32H147ZM161 31V32H160ZM248 31L250 32V34H251V38H249L247 35L249 34L248 33ZM254 31V30H253ZM258 31V32H257ZM261 31V32H260ZM93 32V33H92ZM100 32V33H99ZM77 33H80L81 35H79V34H77ZM90 33H92V34H90ZM98 33V34H97ZM239 33H243V35H245L244 36V38H242V39H237V35L239 34ZM247 35H246V34ZM260 35H259V34ZM57 34H60V33H57ZM78 36H77V35ZM102 34H101V36H102ZM156 34L154 35L155 37H156ZM236 34V35H235ZM253 34L255 35V36H253ZM83 35V36H82ZM68 38H67V37ZM75 36H77L76 37V43L74 44V42H75V40H74V38H75ZM63 37H65V38H63ZM79 37H83L85 40H83V41H80V38ZM107 37V36H106ZM149 37H147V39L149 38ZM246 37H248V38H246ZM259 37V38H258ZM73 38V39H72ZM82 38V39H83ZM87 38V39H86ZM81 39V40H82ZM246 39V40H245ZM250 39V40H249ZM72 40H74V41H72ZM77 40H79V41H77ZM88 40V42H84V41H87ZM246 41V43H247V45H245L246 43H245V41ZM240 43H239V42ZM250 42V43H248V42ZM77 42H78V44H77ZM79 42H81L82 44H80ZM92 43V45L91 44H88V43ZM86 43V44H85ZM109 43V44H108ZM243 43H245V44H243ZM77 44V45H76ZM80 44V45H79ZM88 44V45H87ZM102 44H103V46H102ZM240 44V45H239ZM250 46H249V45ZM262 44V45H261ZM77 47H76V46ZM81 45H82V48H84V49H86L87 50V52H86V50H84V49H80V48H78L79 46L81 47ZM85 45H87V46H85ZM90 45H91V47H90ZM107 45V46H106ZM209 45V46H208ZM232 45V46H231ZM234 45V46H233ZM238 45V46H237ZM245 45V46H244ZM204 46H205V48H206V46H208L207 47V49L211 46L210 44H204ZM203 46V47H204ZM230 46V47H229ZM235 46H237V47H235ZM248 46H249V48H248ZM68 47V48H69ZM86 47V48H85ZM221 47V48H222ZM233 47V48H232ZM243 47H246V48H243ZM250 47H253V48H250ZM69 48V49H70ZM41 49V48H40ZM39 49V50H40ZM66 50H68L67 49V47L65 48ZM139 49V48H138ZM210 49H211V47H210ZM226 49H229L230 50V52H228V51H226ZM237 49V50H236ZM251 49H253V50H251ZM80 50V51H79ZM104 50V51H105ZM213 50V49H212ZM234 50H235V52H234ZM240 50V51H239ZM247 50V52L246 53H248L249 51ZM43 51H45V49L43 48ZM42 51V49L40 50V52H43ZM84 51V53H87V55L85 56V54H84V56H82V52ZM132 51H134V54H133V52ZM262 51V52H261ZM228 52V53H227ZM236 52H237V54H236ZM242 52V53H243ZM79 53V54H78ZM81 53V54H80ZM108 53V52H107ZM227 53V54H226ZM245 53V54H246ZM261 53V54H260ZM109 54V53H108ZM124 56H123V55ZM128 54H130V55H128ZM229 54V55H228ZM138 55V56H137ZM144 55V54H143ZM239 55H241V54H239ZM238 55V56H239ZM249 55V54H248ZM248 55H246V56H248ZM263 55V56H262ZM37 56V55H36ZM35 56V57H36ZM118 56V57H117ZM136 56V57H135ZM246 56L245 57H243V58H246ZM31 57H34V55L33 56H31ZM74 58V59H72V58ZM85 57V58H84ZM131 58L130 60H129V58ZM139 59H138V58ZM249 57H250V55H249ZM66 58H68V56L67 57H65V58H62L61 60L59 59V61L61 62L62 60H64V59H66ZM85 60H84V59ZM118 58V59H117ZM32 59H35V58H32ZM116 59V60H115ZM146 59V60H145ZM149 59V58H148ZM251 59V58H250ZM66 60H68V59H66ZM65 60V61H66ZM83 60H84V62H83ZM135 60V61H134ZM137 60V61H136ZM233 60H235V59H233ZM236 60H238V58L236 59ZM235 60V61H236ZM241 58L239 59V62H241V63H243V62H250V65L252 64L253 65V63H252V61H250L249 60V58L247 57L246 59H243V60H241ZM245 60V61H244ZM262 60V61H261ZM30 61V60H29ZM28 61V63H31V64H29L30 66H33V67H35L34 65H33V63H34V61L36 62L35 64L37 65V68H38V64L40 63V62H38V61H36V60H31V61H33V62H29ZM59 61H57V64L58 65H56V66H61V65H59ZM65 61H63V64H62V66H64V65H66V64H64L65 63ZM69 61V60H68ZM111 61H113L114 62V64L111 62ZM116 61V62H115ZM122 61V62H121ZM146 61V62H145ZM151 61L153 62V63H151ZM243 61V62H242ZM59 62V63H58ZM67 62V61H66ZM75 62H74V65H75ZM87 62V63H86ZM91 62H93L92 63V65H91ZM110 62V63H109ZM121 62V63H120ZM238 61H237V63H239ZM262 62V63H261ZM62 63V62H61ZM72 63H68L69 65L68 66H66L65 68H67V69H63V67L61 68V67H59V70H60V72H61V74L63 73V70H65V72H64V75H65V79H66V77L69 75V73L67 74V76H66V73L68 72H66V70H68L71 66L73 67V64ZM123 63V64H122ZM136 63V64H135ZM155 63H157V64H155ZM45 64V63H44ZM42 65V63L41 64H39L40 66L42 65V66H44L45 68H46V66L47 65H49V66H47V67H49V69H50V67H51V69H53V68H55L54 70H58V69H56L57 67H55L54 65L56 64V62H54V63H52L51 62V64H54L53 65V67H52V65L50 66V63H47L46 65ZM85 64H87V67H86V65ZM96 64V65H95ZM112 64V65H111ZM163 64H161V65H163ZM88 65H91V67L90 66H88ZM98 65V66H97ZM105 65H106V67H105ZM114 65V66H113ZM123 65V66H122ZM39 66V67H40ZM41 66V67H42ZM70 66V67H69ZM82 66V67H81ZM93 66V67H92ZM109 66V67H108ZM159 66V67H158ZM258 66H260V68L258 67ZM43 67V68H44ZM75 67V66H74ZM84 67V68H83ZM97 67V69H95ZM99 67H101V68H99ZM109 69H108V68ZM110 67H112V68H110ZM120 67V68H119ZM157 67H158V69H157ZM258 67V68H257ZM263 67V68H262ZM36 68V67H35ZM103 68V69H102ZM104 68H106V69H104ZM117 68V69H116ZM230 68V67H229ZM242 68V67H241ZM38 69H40V71L42 70L41 68H38ZM62 69V70H61ZM82 69H83V71H82ZM90 69V70H89ZM108 69V70H107ZM122 69V70H121ZM223 69V68H222ZM220 70V72L222 73V75H221V73H220V77L222 78V76H224V78H229L230 79V81L233 83H238V84H247L246 83V79H248V81L250 82L252 79L250 78V80H249V78H247L246 76H245V74L243 73V71L240 69L239 71H238V68H237V71H238V73H237V71L235 72V71H231L230 69H232V67L229 69L230 71H226L225 69H223V70ZM235 68H233V70H234ZM262 69V70H261ZM45 72H47L48 71V69L46 68V69H43ZM41 71L42 72V74L41 75H43V76H45V74L47 75V73H44V71ZM47 70V71H46ZM54 70H52V71H54ZM58 70V71H59ZM72 71V68L71 69H69V71ZM110 70H111V72H110ZM156 70H158V71H156ZM226 72H230L229 74L228 73H226ZM236 70V69H235ZM39 71V70H38ZM50 71V70H49ZM48 71V73H49V75L50 74H52V75H54L55 74V76H57L58 74H56V73H58L57 71H56V73H52V71H51V73ZM103 71V72H102ZM108 71V72H107ZM161 71H163V70H161ZM40 72V73H41ZM101 72V73H100ZM106 72V73H105ZM117 72V73H116ZM121 72V73H120ZM96 73H97V75H96ZM103 73V74H102ZM122 73H123V75H122ZM223 73H224V75H223ZM226 73V74H225ZM234 73V74H233ZM235 73H237L236 75L237 76H240V78L239 77H237V76H235ZM60 73H59V76H57V77H55V76H52V75H50V76H52L51 78H49L48 77V75L46 76V84L48 85V83H50V82H48L47 83V81H51V84H53L52 82H53V77H54V81H55V83H56V80L58 81V79H62L61 78V76L62 77H64L63 75H61ZM113 74V75H112ZM239 74V75H238ZM259 74H258V76H259ZM61 75V76H60ZM158 75V76H157ZM163 75V74H162ZM242 75V76H241ZM101 78H100V77ZM109 76V77H108ZM161 77L162 79L161 80H159L158 81V79H160V78H158V77ZM234 76V77H233ZM59 77V78H58ZM99 77V78H98ZM113 77V78H112ZM119 77H121V78H119ZM123 77V78H122ZM236 77V78H235ZM47 78H49V80L47 79ZM57 78V79H56ZM105 78V79H104ZM166 79H168V81L167 82H169V78H170V76H169V78H167V76L165 77ZM233 78V79H232ZM51 79V80H50ZM56 79V80H55ZM104 79V80H103ZM112 79V80H111ZM166 79H165V81H166ZM232 79V80H231ZM236 79V80H235ZM261 79H263V80H261ZM63 80H64V78H63ZM244 80H246V81H244ZM62 81V80H61ZM105 81V82H104ZM108 81V82H107ZM117 81H119V82H117ZM164 81V83H163V86H164V84H166V82ZM179 80H177L176 81V83L174 82V84L176 85L177 84V82H178ZM242 81H244V83L242 82ZM247 81V82H248ZM99 82V83H98ZM114 82V83H113ZM99 85H98V84ZM113 83V84H112ZM158 83V84H157ZM189 83V85L188 86H186L187 84ZM188 83H182L181 84V81L177 84V86H175L174 84H173V87H172V85L170 86L169 85V83H168V90L167 91H164L163 93L161 92L159 95H162V96H160V99H161V101H159L158 102V105L160 106L161 105V107L162 108H164L166 111H167V114H168V122H170V123H174V125L175 126H177V128L178 129H180L179 130V133H180V135L182 136L183 135V137H185V138H188L189 139V137H190V141L191 140H193L194 138L196 139V137L198 136L199 137V134H202L203 133V131H202V129L205 127H203L202 129H201V127L203 126V125H201V126H198V127H200V129L198 130V129H196L195 128V126H194V129H193V126H191V125H189V124H191V123H189V122H186L187 121V119H186V113L184 112L186 109V111H188L189 109H194V113H197V114H199L200 116H201V113H202V116H201V118H205V119H207L206 118V116H208V115H210L209 113V111H208V109L211 111L212 109L211 108H214L213 106H215L214 104L216 103L215 102V100L213 101V96L211 97L210 95H209V93H206L207 92V90H204V89H202V88H200L199 86H195V84L194 83H192V85H190L191 84V82H188ZM237 83H236V85H237ZM259 83H260V85H259ZM51 84H49V86H51V87H54V85H51ZM124 84H125V86H124ZM180 84V85H179ZM95 85H97L98 87H96ZM124 87H123V86ZM158 85V86H157ZM262 85V86H261ZM49 86H48V88L46 87V85H42V87H44L43 88V90L44 89H46L47 88V90L49 89V90H51L52 88L50 87L49 88ZM122 86V87H121ZM159 86H161L160 88H159ZM172 87V89L174 88V86H175V88L173 89V91H172V89L170 90V87ZM184 86H185V89H184ZM191 86V87H190ZM157 87V88H156ZM183 87V88H182ZM200 88V91L202 92V95H201V92L199 91L198 92V90H199V88ZM121 88V89H120ZM155 88V89H154ZM164 88H166V85H165V87ZM163 88V89H164ZM181 88H182V90H181ZM263 88V89H262ZM124 89V90H123ZM167 89V88H166ZM177 89V90H176ZM189 89V90H188ZM198 89V90H197ZM119 90H121V91H119ZM126 90V91H125ZM156 90H158V91H156ZM162 90V89H161ZM160 90V91H161ZM165 90V89H164ZM196 90V91H195ZM118 91H119V93H118ZM123 91V92H122ZM169 91L171 92V93H169ZM185 91V92H184ZM194 91L196 92V93H198V94H196V93H194ZM205 92V96L203 95V93ZM121 92V93H120ZM124 92H126V93H124ZM127 92L129 93V94H127ZM166 92L167 93H169V94H167L166 95ZM250 92V93H249ZM257 92V93H256ZM173 93H174V95H173ZM177 93V94H176ZM257 94V96H256V94ZM147 94V96L145 97L144 95H146ZM176 94V95H175ZM180 94V95H179ZM185 95V96H183V95ZM199 95L200 97H198V99H196L197 97H195L194 95ZM262 94V95H261ZM155 97H154V96ZM158 95V96H159ZM118 96H119V98H120V100H119V98H118ZM144 96V97H143ZM149 96V97H148ZM164 96V97H163ZM260 96H262V97H260ZM121 97H123V98H121ZM162 97V98H161ZM194 97V98H193ZM245 97H247V99H244ZM248 97H250V98H248ZM254 97V98H253ZM259 97V98H258ZM145 100H144V99ZM148 98V99H147ZM200 98V99H199ZM253 98V99H252ZM152 99V100H153ZM212 99V100H211ZM263 101V102H261V100ZM116 100V102H115V104H113V101H115ZM118 100V101H117ZM124 100V101H123ZM249 100H250V102H249ZM257 100H259V101H257ZM120 101V102H119ZM127 101V103H125ZM138 101V102H137ZM143 101H144V104H143ZM211 101H213V102H211ZM244 103H243V102ZM246 101V102H245ZM252 101H253V103H252ZM258 103H257V102ZM247 102H249L248 104H250V106H252V107H249V105L248 104H246ZM254 102H256L255 104H254ZM110 103V102H109ZM121 103V104H120ZM137 103V104H136ZM239 103V104H238ZM241 103V104H240ZM262 103V104H261ZM107 104H108V101H107ZM139 104V105H138ZM140 104H141V106H140ZM146 104V105H145ZM243 104V105H242ZM246 104V105H245ZM257 104V106H255ZM116 105V106H115ZM135 105V106H134ZM149 105V104H148ZM210 105H211V107H210ZM238 105V106H237ZM242 105V106H241ZM78 106V107H77ZM138 106V107H137ZM147 106V107H146ZM247 106V107H246ZM261 107V109L260 108H258V110H257V112L255 113L254 111H256V109H257V107ZM98 107H99V105H98ZM142 109H141V108ZM146 107V108H145ZM240 107H242V108H240ZM255 107V108H254ZM80 108V109H79ZM82 108V109H81ZM86 108V109H85ZM89 108V109H88ZM97 108V107H96ZM95 107H94V109H96ZM101 108H99V109H101ZM240 108V109H239ZM85 109V110H84ZM106 109H108V106H107V108ZM133 109V110H132ZM140 109V110H139ZM146 109V110H145ZM185 109V110H184ZM192 109V110H193ZM196 109V110H195ZM250 109V110H249ZM254 109V110H253ZM260 109V110H259ZM83 110V111H82ZM145 110V111H144ZM192 110H190V111H192ZM229 110V109H228ZM245 110V111H244ZM263 110V111H262ZM72 111H73V113H72ZM78 111V112H77ZM101 111V113H99ZM111 110H108V113H110L109 115H113L111 112H110ZM196 111V112H195ZM219 111V112H218ZM231 111V110H230ZM259 111H262L261 113L259 112ZM83 112V113H82ZM94 114H93V113ZM193 112V111H192ZM207 112V113H206ZM220 112H222V113H224V114H226L227 112L226 111H224V110H222L221 111V109H218L217 110V112H215V110H214V112H213V114H212V116L214 115V116H217V119L218 118H220L221 119V117L220 116H222L221 115V113ZM81 115H80V114ZM90 113V114H89ZM96 113V114H95ZM206 113V114H205ZM217 114L218 113V115H219V117H218V115H215V114ZM249 113H251V115L249 114ZM258 113H260V114H258ZM84 114V115H83ZM92 114V115H91ZM120 114H125V115H123V116H121ZM208 114V115H207ZM262 114V115H261ZM69 115V116H68ZM72 116V120H71V116ZM79 115V116H78ZM91 115V116H90ZM98 115V116H97ZM116 115V116H115ZM117 115H119V116H117ZM128 115V116H127ZM185 117H184V116ZM205 115V116H204ZM246 115V116H245ZM248 115V116H247ZM261 116V118L260 117H258V116ZM94 118H93V117ZM121 116V117H120ZM125 116V117H124ZM213 116V117H214ZM99 117H101L100 119H99ZM120 117V118H119ZM212 117V118H213ZM247 117H248V119H250L249 121H248V119H247ZM123 118V119H122ZM126 118V119H125ZM144 118V119H143ZM211 118V119H212ZM216 117H214V119H212V121H214V120H216L215 119ZM244 118V119H243ZM253 120H252V119ZM67 119V120H66ZM95 119V120H94ZM114 119V120H113ZM38 121H39V119H37ZM91 120V121H90ZM94 120V121H93ZM100 120V121H99ZM244 120V121H243ZM246 120V121H245ZM255 120V121H254ZM35 121H36V119H35ZM38 121H36V122H38ZM64 121V122H63ZM65 121H67V122H65ZM93 121V122H92ZM99 121V122H98ZM123 121V122H122ZM125 121V122H124ZM206 122H208L209 120H205ZM211 121V120H210ZM211 121V122H212ZM242 121H243V123H242ZM59 122V123H58ZM70 122V123H69ZM88 122H89V124H88ZM92 122V123H91ZM98 122V123H97ZM111 122V123H110ZM118 122V123H117ZM205 122V123H206ZM241 122V123H240ZM250 123V125H249V123ZM254 122V123H253ZM58 123V124H57ZM65 123V124H64ZM120 123V124H119ZM124 123H125V126H124ZM185 123V124H184ZM187 123H189L188 125H186ZM260 123V122H259ZM64 124V125H63ZM68 124V125H67ZM99 124V125H98ZM101 124L103 125V127L101 126ZM112 124V125H111ZM114 124V125H113ZM119 124V125H118ZM122 124V126L123 127H120V125ZM127 124V125H126ZM184 126H183V125ZM240 124V125H239ZM245 124H247L246 126L243 125ZM254 126H253V125ZM89 125V126H88ZM93 127H92V126ZM186 125V126H185ZM208 125H209V123H208ZM242 125V126H241ZM249 125V126H248ZM64 126H68V127H64ZM118 128V129H116V127ZM236 126V127H235ZM240 126V127H239ZM252 126H253V128H252ZM258 127L257 129H255L256 127ZM110 129H109V128ZM120 127V128H119ZM125 127V128H124ZM184 127L186 128V129H184ZM190 127H191V130H190ZM197 127V128H198ZM242 127V128H241ZM244 127V128H243ZM246 127V128H247ZM255 127V128H254ZM261 127H262V129H261ZM60 128V129H59ZM67 128H68V130H67ZM70 128L72 129V131L70 130ZM76 128V129H75ZM104 128V129H103ZM112 128L114 129V130H112ZM123 130H122V129ZM187 128H189V129H187ZM40 129V128H39ZM77 129H78V131H77ZM116 129V130H115ZM125 129V130H124ZM183 129H184V131H183ZM242 129H244V130H242ZM66 130V131H65ZM119 130V131H118ZM182 130V131H181ZM187 130V131H186ZM188 130H189V132H188ZM192 130H194V131H192ZM203 130H205V129H203ZM240 132H239V131ZM255 130V131H254ZM256 130H258V132H256ZM62 131H63V133H62ZM64 131H65V133H64ZM74 131V132H73ZM75 131H77L76 133H75ZM114 131H116V132H119L120 134H118V133H114ZM184 132L183 134H181V132ZM191 131V132H190ZM199 131V132H198ZM202 133H201V132ZM233 131V132H232ZM238 131V132H237ZM262 133H261V132ZM54 132V133H53ZM83 132V133H82ZM235 132V133H234ZM256 132V133H255ZM60 133H61V136L59 137V135H60ZM73 133H75V136L77 137H75L74 136V134ZM77 133H78V135H77ZM80 133V134H79ZM188 133H190V135L188 134ZM192 133V134H191ZM199 133V134H198ZM249 133V134H250ZM253 133V134H252ZM62 134H63V138H64V134L66 135L65 137V139H67L68 137L69 138H71L69 141H71L70 142V144H67V143H69L68 142V139H67V141L66 140H64L63 138H62ZM116 134H117V136H116ZM188 136H187V135ZM233 134V135H232ZM238 134V135H237ZM242 134L243 133H241V136H242ZM52 137H51V136ZM72 135V136H71ZM80 135V136H79ZM234 135H236V136H234ZM254 137H253V136ZM50 136V137H49ZM80 138H79V137ZM81 136H82V139H81ZM227 136V137H226ZM256 136V137H255ZM53 137H55L54 139H53ZM59 139H58V138ZM73 137V138H72ZM118 137H121V139H122V137H123V140H121L120 138H118V139H120L121 141H122V145H120V141H117L118 139L117 138ZM230 137V138H229ZM232 137H234V138H232ZM50 138V139H49ZM76 140H75V139ZM78 138H79V140L80 141H78ZM185 138H183L184 139V143L183 142H181V144H179V146L181 145V146H183L184 147V144H185V146L187 145V143H185V141L187 140V139H185ZM192 138V139H191ZM229 138V139H228ZM72 139L74 140L73 142H72ZM245 139H246V137H245ZM60 141V142H54V141ZM62 140H64L63 142H64V144L62 143ZM83 140V141H82ZM124 140H127V141H124ZM226 140V141H225ZM229 140H231V141H229ZM235 140V141H234ZM52 141V142H51ZM67 143H66V142ZM87 141V142H86ZM127 144H125L124 142ZM130 141V142H129ZM260 141V142H259ZM21 142H23L22 143V145H25V140H23V141H21ZM25 142V143H24ZM43 142V143H44ZM47 142V143H46ZM83 142H85V143H83ZM192 142V141H191ZM228 143V142H230V144L228 143V144H226V143ZM54 143V144H53ZM57 143V144H56ZM59 143V144H58ZM73 143V144H72ZM78 145H77V144ZM81 143V144H80ZM117 143H119V144H117ZM130 143V144H129ZM233 143V144H232ZM61 144H63V145H68V146H62V148L64 147V149L66 148V150H64L63 149V151H62V149H61ZM126 146H125V145ZM226 145V147H225V145ZM232 144V145H231ZM236 144V145H237ZM71 145V147H69ZM76 145L78 146V147H76ZM122 146L121 148H120V146ZM224 146V147H221V148H219L220 146ZM229 145V146H228ZM232 147H231V146ZM54 146V147H53ZM57 146V147H56ZM79 146H80V149H78L79 148ZM128 146V148L126 149V147ZM133 146V145H132ZM132 146H131V148H132ZM140 147H142L141 145H139ZM139 146H138V149H139ZM238 146V145H237ZM48 147V148H47ZM50 147H51V149H50ZM56 147V148H55ZM58 147H59V149H58ZM69 147V148H68ZM124 147H125V150L127 151V153L124 151V150H122V149H124ZM229 147V148H228ZM55 148V149H54ZM88 148H89V151H88ZM130 148V151L132 150ZM143 148V147H142ZM141 148V149H142ZM223 148V149H222ZM20 149V150H19ZM53 149V151H51ZM68 149V150H67ZM78 149V150H77ZM115 149H116V153H115ZM118 149H119V151H118ZM121 149V150H120ZM140 149V150H141ZM171 149H173V148H171ZM171 149H169L170 150V154H173V153H175L174 151L173 152H171L172 150ZM226 149V150H225ZM50 150V151H49ZM58 150V151H57ZM71 150V151H70ZM84 150L82 151V152H84ZM163 150H165V149H162V151ZM174 150V149H173ZM222 150V151H221ZM224 150V151H223ZM262 150V151H261ZM7 151H9V150H7ZM11 151V152H12ZM19 151V152H18ZM22 151V152H21ZM41 151H42V149H41ZM57 151V152H56ZM64 151H66V152H64ZM75 151H73L72 153H74V155H75ZM143 151V149L141 150V152ZM161 151V150H160ZM220 151V152H219ZM225 151H226V153H225ZM10 152V153H11ZM24 152H25V155H23L24 154ZM52 152V153H51ZM55 152V153H54ZM60 152V153H59ZM61 152H63V155L65 156V157H63V155H61ZM69 152V153H68ZM151 151H149V153H150ZM168 152V150L166 151V153ZM219 152V153H218ZM222 152V153H221ZM18 153V154H17ZM56 153H57V155H56ZM105 153V154H104ZM129 153V154H128ZM169 153V152H168ZM258 153V154H257ZM263 153V154H262ZM16 154H17V156H16ZM22 154V155H21ZM31 154V155H30ZM42 155V157L40 158V156ZM61 155V157H60V155ZM69 154V155H68ZM116 154V155H115ZM140 154H143V152L142 153H140ZM151 154V153H150ZM149 154V155H150ZM223 155V156H221V155ZM263 156H262V155ZM36 155H38V158L41 160L40 161V164H41V162H42V164L44 165H40L37 161H39V159L36 157ZM55 155V156H54ZM128 155V156H127ZM257 155V156H256ZM259 155V156H258ZM37 158V160L36 159H34L35 157ZM114 156H117V160H116V157H114ZM130 156H132V155H130ZM255 156L257 157V158H255ZM261 156V157H260ZM45 157L46 156H44V160H45ZM58 157H60V158H58ZM71 157V156H70ZM70 157H68V158H70ZM74 157V156H73ZM73 157H71V160H73ZM216 157H220L219 159L218 158H216ZM221 157H222V160H221ZM33 158V159H32ZM130 160H132V162H129V159ZM224 158V159H223ZM260 158V159H259ZM263 158V159H262ZM24 160V161H22V160ZM52 159H53V162H52ZM55 159H57L56 161H55ZM115 159V160H114ZM122 159V160H121ZM128 161H127V160ZM262 159V161H259V160H261ZM31 162H30V161ZM32 160H35L36 161V164H35V162L33 161L32 162ZM224 160V161H223ZM241 160H242V163H240L241 162ZM254 160H256V162L254 161ZM257 160H258V162H257ZM12 161V162H11ZM23 163H22V162ZM27 161V162H26ZM118 161V162H117ZM244 161V162H243ZM19 162V163H18ZM74 162V161H73ZM92 162V161H91ZM100 162V163H99ZM124 162V163H123ZM126 162V163H125ZM252 162V163H251ZM257 163L258 165H256L255 163ZM260 162V163H259ZM3 163V162H2ZM10 163V164H9ZM15 163H17V164H15ZM22 165H21V164ZM27 165H26V164ZM87 163V165L86 164H84L85 166H89V164L90 163H88V162H86ZM121 163L124 165H121ZM1 164V163H0ZM12 164V165H11ZM25 164V165H24ZM32 164V165H31ZM46 164V165H45ZM74 165H75V167H74V165H72L73 166V168H72V171H74L75 172V174H74V176L72 177L71 175L73 174V172H72V174H70V172L68 173V174H70V183H71V181H72V183L73 182H76L78 179V177H79V175H77V174H79V173H76L77 171L76 170H78L77 168H78V163L77 162H74L73 163ZM97 164H99V165H97ZM115 164V165H114ZM120 165V167H122L121 168V170H120V172H119V165ZM239 164V165H238ZM245 164V165H244ZM247 164V165H246ZM250 164V165H249ZM15 165H17V166H15ZM103 165H105V166H103ZM110 165H111V167H110ZM22 166V168L20 169L19 167H21ZM23 166H24V168H26V169H24L23 168ZM38 166V167H39ZM77 166V167H76ZM99 166V167H98ZM101 166H102V168H101ZM115 167V168H113V167ZM116 166H118V167H116ZM239 166H244V167H246L247 166V169L246 168H244V167H241L242 169H240V167ZM250 166H253V167H250ZM3 167H4V169H3ZM15 167H16V169H15ZM38 167L34 170V171H36L37 169H38ZM108 167H110V169L108 168ZM237 167H239V168H237ZM49 168H50V171H49ZM74 168H76V169H74ZM97 168H95L96 169V171L92 174V176L94 175V174H96V175H94V178L96 177H98V170H97ZM106 168V169H105ZM117 168V169H116ZM244 168V169H243ZM264 168V167H263ZM20 169V170H19ZM23 169V170H22ZM32 169V170H31ZM45 170V172H43L44 170ZM54 169V170H55ZM74 169V170H73ZM112 169V170H111ZM113 169H115V170H117L116 172H115V170L113 171ZM247 171H246V170ZM250 169H251V171H250ZM262 169V170H261ZM4 170V171H3ZM22 170V171H21ZM31 170V171H30ZM54 170L52 171V173L53 174H55L54 173ZM252 170H254V171H252ZM260 170H261V172H260ZM25 171V172H24ZM29 171V172H28ZM112 171V172H111ZM257 172V175H258V173H259V175L257 176L256 175V173H254V172ZM48 174H47V173ZM110 172V173H109ZM46 173V174H45ZM105 173V174H104ZM116 175H115V174ZM118 173V174H117ZM120 173V174H119ZM108 174H109V176H111L110 174H113V176H111V177H109L108 176ZM122 174V176H120ZM36 175V174H35ZM106 175V176H105ZM153 175L154 174H150V176L148 175V177H147V179H148V181L150 180V182H151V179H152V181H153V179H155V177L153 178ZM32 176H34V175H32ZM78 176V177H77ZM115 177V178H114ZM116 177H117V180H116ZM121 177V178H120ZM149 177L151 178V179H149ZM250 177H248V175H247V177L245 178V180H246V182L247 183H245V182H243L242 184H240V186L242 185V188L240 187V189L242 190V192H240V189H237L236 191H238L237 193H240V195H241V193H243L249 186L250 187H253L254 185H256V186H258L257 184V182L256 181H254V180H252ZM255 177V178H254ZM47 178H49V176L47 177ZM72 178V179H71ZM95 178V179H96ZM111 178V179H110ZM114 178V180L115 181H117V182H115L114 180H112ZM120 178V179H119ZM123 178V180H121ZM258 178V179H257ZM262 180H261V179ZM68 179H69V175H68ZM75 179V180H74ZM127 179V180H126ZM251 179V180H250ZM31 180V179H30ZM45 180V179H44ZM66 180H67V176H66ZM127 181V183H126V181ZM244 180V181H245ZM35 181H38V180H35ZM113 181V182H112ZM252 182V181H254V182H252V183H249V182ZM112 182V183H111ZM120 184H119V183ZM111 183V184H110ZM114 183V185L115 186H112V184ZM115 183H117V184H115ZM124 183H126V184H124ZM254 183H257V184H254ZM34 184V183H33ZM36 184H38L37 182H36ZM40 184V185H39ZM39 186H40V190L42 189V186H43V184H42V182H39ZM245 184H247V185H245ZM251 184H253V186L251 185ZM35 185V184H34ZM37 185V187H34V188H38L39 186ZM42 185V186H41ZM117 185V186H116ZM243 185H244V188H243ZM49 186V187H48ZM46 185L44 188H45V190H44V192H43V190L41 191V193H44V194H42V195H40L39 194V192H34L35 194H33V192L31 191V192H28V191H26L25 189V191L24 192H26V194L23 192V188L21 189V188H19V190L20 191H22L21 193L22 194H20V193H18V192H16L18 189H11L10 190V192L9 193H7V192H5V193H3L4 195H2L1 194V196H2V199H3V197H4V201H1V199H0V207H2V208H0V252H1V250H2V252H1V254H2V256L0 255V264H11V263H13V264H43V263H46V264H49L48 262L50 261V264H66L67 263V261H66V259H67V257H68V255H69V250H71V249H69L70 247L68 246H66L65 248H62V250H61V247L63 246H65V245H67V244H65L64 245V243H65V239H64V237H65V235H63L62 233L64 232L65 233V230L64 229H66V228H63L62 230H64V231H62L61 230V228L62 227H60L58 230H56V224L58 225V224H60V225H58L57 226V228L59 227V226H62V225H64V223H65V225H67L66 224V222H68L69 224L71 223V222H74V223H77V224H85L87 221L88 222H90L91 220H93L92 218H93V215L91 216V212H90V210L92 209V208H90V205H89V203H86L87 201H81V199H83V198H80V194H76L77 192L76 191H74V189L72 188V187H67V189L65 188V187H63V191H60V194H58L59 192L58 191H54V189L53 190H49V188H51L50 187V185ZM47 187H48V189H47ZM62 187H61V189L60 190H62ZM238 187V186H237ZM228 188H231V186L230 187H228ZM228 188H225L226 190V193H225V191L224 190H222V191H224V193L226 194H222V193H220L219 195H221V196H219L221 199H220V202H223V203H221V205H223L221 208V210L222 211H220L218 214H219V216H220V218L222 219V221H221V219H219V218H217L218 220H217V223H218V221H219V225H221V226H224V225H222V224H224V223H232V225H228L227 224V226H229L227 229L225 228L224 230H229V231H231V229H233L232 231H231V233L229 232V231H227V232H225L224 230V232H222L224 235H229L228 236V238H230V239H228L227 237H225L222 233H221V235H223V237H225V240H227V241H225V242H227V243H225L224 242V244H223V241L220 239L219 241H221L222 242V244H221V246L222 247H224L225 246V248H222L221 249V246L217 243L216 244V240L217 239H219V238H217V239H214V241H215V244L214 245H212V247L210 246V244H212L213 243V241L212 242H210L209 241V243H208V247L206 246V248H208L209 250H207V251H205L206 252V255H204L205 257H204V259H203V261L205 260V258H206V260H205V262H204V264H209V263H211V264H223V262L222 261H224L225 263L224 264H240L241 262V264H248V262H249V264H264V221H263V219H264V200L262 201V200H260L259 198V200H260V202H261V204L259 205L257 202L259 201H256L257 199H254L253 201H254V203H252V204H250L249 205V207H248V211L247 212H245L244 211V213L245 214H242V213H240L242 216H239L238 217V213L237 212H235L234 210L236 209L235 207H237V206H240L241 205V203L238 201V200H236L235 201V204H234V202H232V203H230L231 201V198L229 199V197H230V195L229 194H231L232 193V191H235V189L234 190H232L233 188H235L234 186H233V188H231V189H229V192H228ZM33 189V188H32ZM72 189V190H71ZM18 190V191H19ZM35 190V189H34ZM46 190H49V191H51V194H50V192L48 191V192H46ZM70 190V191H69ZM117 190V191H118ZM232 190V191H231ZM11 191H13V193H11ZM55 192V193H52V192ZM114 191V190H113ZM18 193V194H16V193ZM75 192V193H74ZM115 192V191H114ZM231 192V193H230ZM31 193H32V195L33 196H31ZM48 193V194H47ZM72 193H74V194H72ZM39 194V195H38ZM54 194V195H53ZM70 194V195H69ZM13 195H14V197H13ZM22 195V196H21ZM29 195V196H28ZM35 195H36V197H35ZM45 195H46V197H45ZM49 195V196H48ZM52 197H51V196ZM56 195V196H55ZM58 195H60V198H58L59 196ZM65 196V198H64V196ZM74 195V196H73ZM223 195H225V196H223ZM232 195V194H231ZM1 196H0V198H1ZM12 196V197H11ZM17 196V197H16ZM26 196H27V198H26ZM71 197V200L72 201H75V203L74 202H71V200L69 199L70 197ZM229 196V197H228ZM8 197V199H6ZM20 197H21V199H20ZM35 197V198H34ZM38 197H39V199H38ZM40 197L44 200L45 198V200L43 201L42 199H40ZM56 197H57V199H58V203H57V200H56ZM125 196L123 195L122 196V198H124ZM223 197H224V199H223ZM15 200H14V199ZM31 198H33V199H31ZM64 198V199H63ZM78 200H77V199ZM127 198V197H126ZM125 198V199H126ZM226 198V199H225ZM11 199H12V201H11ZM23 199H25V200H23ZM36 199H38V200H36ZM52 199V200H51ZM53 199H54V201H53ZM67 199V200H66ZM116 199H118V198H116ZM121 198H119V200H120ZM124 199V200H125ZM228 199V200H227ZM236 199V198H235ZM8 200H10V202L8 201ZM19 200H20V202H19ZM29 200V201H28ZM40 200V201H39ZM51 200V201H50ZM60 200H62V201H60ZM80 200V201H79ZM111 200V199H110ZM119 200H114L112 203H111V206L110 207H112L113 205L112 204H115L116 205V203L118 204V206H120V205H122V203H125L126 201H128V200H126V201H124L123 202V200H120V202H118ZM225 200H227V201H225ZM14 201H16L15 203H14ZM21 201H23L22 202V204H21ZM24 201H26V202H24ZM50 201V202H49ZM116 201V202H115ZM1 202H2V206H1ZM8 204H7V203ZM30 202V203H29ZM37 202V203H36ZM52 202V203H51ZM55 202V203H54ZM70 202H71V205H70ZM83 202V203H82ZM122 202V203H121ZM232 204V206H230L229 204ZM5 203V204H4ZM15 205H13V204ZM46 203V204H45ZM48 203V204H47ZM52 204V207H51V205L50 204ZM61 203H62V205H61ZM80 203V204H79ZM86 203V204H85ZM226 203H227V205H226ZM4 204V205H3ZM10 204H11V206H10ZM34 204V205H33ZM37 204V205H36ZM41 204V205H40ZM57 204H59V207H58V205ZM91 204V203H90ZM120 204V205H119ZM237 204V205H236ZM257 204V205H256ZM10 206V208H9V206ZM30 205V206H29ZM53 205H56V206H53ZM67 205V206H66ZM69 205H70V207H69ZM73 205V206H72ZM77 205V206H76ZM86 205H88V207L86 206ZM91 205H93L94 206V204L92 203ZM110 205V204H109ZM224 205H225V207H224ZM233 205H236V206H233ZM255 205V207H253ZM259 205V206H258ZM13 206V207H12ZM20 206V207H19ZM26 206H28L29 207V209H28V207H26ZM33 206H34V208H33ZM64 206H66V207H64ZM72 206V207H71ZM74 206H76L75 207V209H73L74 208ZM80 206H83V207H80ZM92 206V207H93ZM227 206V207H226ZM262 206V207H261ZM17 207H18V209H17ZM36 207V208H35ZM51 207V208H50ZM63 207V208H62ZM223 207H224V209L226 210H223ZM228 207H233L232 209L231 208H228ZM253 207V208H252ZM257 207V208H256ZM22 210H21V209ZM31 208V209H30ZM55 208V209H54ZM60 208H62V209H60ZM70 208V209H69ZM78 208H79V210H80V212L78 211ZM81 208L83 209L82 211H84L83 213H81L82 211H81ZM86 208H90L89 209V212H88V210L86 209ZM256 208V209H255ZM263 208V209H262ZM24 209V210H23ZM39 209H43V210H39ZM46 209H48V210H46ZM50 209V210H49ZM64 209V210H63ZM68 209V210H67ZM71 209H73V210H71ZM228 209H230V210H228ZM249 209H251L250 210V212H249ZM255 209V210H254ZM261 209V210H260ZM4 210V211H3ZM7 210V211H6ZM13 213H11L10 211ZM13 210V211H12ZM28 210H30V212L28 211ZM33 210V211H32ZM57 210V211H56ZM59 210V211H58ZM61 210V211H60ZM67 210V211H66ZM87 210V211H86ZM167 210L168 209H166L165 208V212L167 213ZM5 211L6 212H10L9 214L11 215L10 217L8 216V213L7 214H5ZM21 211H23L22 213H21ZM49 211L51 212L52 211V214L51 213H49ZM71 211V212H70ZM73 211V212H72ZM75 211H78V212H75ZM88 212V213H91V214H88V213H86V212ZM163 211H164V209H163ZM223 211L225 212V213H223ZM227 211H228V213H227ZM229 211H231V213H229ZM234 211V212H233ZM256 211H260V216H259V213L258 212H256ZM263 211V212H262ZM2 212H4V213H2ZM40 212H41V215H40ZM42 212H43V215H42ZM46 212V213H45ZM54 212H55V214H54ZM58 212H63L62 214L63 215H61V213H58ZM252 212V213H251ZM253 212H254V215H252L253 214ZM18 213V214H17ZM36 213H37V215H36ZM45 213V214H44ZM50 215H49V214ZM69 213H71L70 214V216H72V214H73V216H74V218H73V220H71V222H70V220H68L69 219V217H67V214L69 215ZM78 213V214H77ZM87 215H90V217H89V219L87 218V216H85V214ZM248 213V214H247ZM258 213V216L256 215ZM30 214H32V215H30ZM48 216H47V215ZM80 214L82 215V216H80ZM223 216H221V215ZM228 214V215H227ZM234 214L236 215V216H234ZM239 214V215H240ZM247 214V215H246ZM262 214V215H261ZM2 215H3V219H2ZM7 215V216H6ZM24 215V216H23ZM54 215V216H53ZM64 215H66V216H64ZM166 215H169L168 213L166 214ZM230 215H232L229 219H232V217L234 218V220H230V222L229 221H226V220H228V217L230 216ZM252 217H251V216ZM19 218V220H18V218ZM30 216H32V218L30 217ZM36 216V217H35ZM40 216V217H39ZM41 216L42 217H44L43 218V220H42V218H41ZM47 216V217H46ZM49 216H51V219H50V217ZM59 216V217H58ZM75 216H79L78 218L76 217L75 218ZM249 216V217H248ZM254 216V217H253ZM263 216V217H262ZM27 217H28V219H27ZM52 217H54V218H52ZM61 217H63V218H61ZM242 217V218H241ZM246 217V218H245ZM257 217H259V218H257ZM10 218V219H9ZM21 218V219H20ZM35 218H38V219H35ZM47 218V219H46ZM66 219V218H68V219H66V222H65V220H61V219ZM223 218H225V220L223 219ZM227 218V219H226ZM236 218H238V219H236ZM249 219V221H248V219ZM252 218V219H251ZM256 220H254V219ZM257 218V219H256ZM22 219H24V220H22ZM72 219V218H71ZM74 219H75V221H74ZM76 219H78V220H76ZM81 219H82V221H81ZM86 220V222H85V220ZM242 219H245V220H243L242 221ZM251 219V220H250ZM36 220V221H35ZM39 220V221H38ZM53 220H54V222H55V220H57L55 223L53 222ZM60 220H61V222H60ZM46 221V222H45ZM51 221V222H50ZM77 221V222H76ZM245 221V222H244ZM251 221H253L252 223H251ZM257 221H263L262 222V224H261V222L259 223V222H257ZM4 222V223H3ZM17 222V223H16ZM36 222V223H35ZM39 222V224H37ZM41 222V223H40ZM48 222V223H47ZM84 222V223H83ZM87 222V223H88ZM222 222V223H221ZM234 222V223H233ZM243 222V223H242ZM9 223H11L10 225L11 226H7V224L9 225ZM14 223V224H13ZM35 223V224H34ZM46 223V224H45ZM52 223H54L53 225H52ZM61 223H62V225H61ZM236 223H241V224H236ZM244 223H245V225H249V226H245L244 225ZM19 224H21L20 226H19ZM25 226V224H26V226L24 227L23 225ZM41 224H42V226H41ZM255 224V226H253ZM256 224H258L257 226H259V225H263V226H261V227H263V228H261L260 226V228L259 227H257L256 226ZM4 225V226H3ZM16 225H18V228L19 229H23V231L24 230H26L24 233H25V236H23L22 234H21V237H16V235H13V236H8V234H10L9 232L12 230V231H15V233L17 232V230H15L13 227ZM50 225V226H49ZM233 225H234V228H233ZM240 225H241V228H239L238 229V227H240ZM251 225H252V227H251ZM1 226H3V227H1ZM13 226V227H12ZM15 226V227H16ZM35 226V227H34ZM38 226H40V227H38ZM44 226V227H43ZM46 226V227H45ZM48 226V227H47ZM55 227V228H53V227ZM226 226V227H227ZM246 228H245V227ZM10 227H11V229H10ZM33 228V230H32V228ZM38 227V228H37ZM50 227H52L53 229H55V230H51V228ZM63 227H65V226H63ZM67 227V226H66ZM231 227V228H230ZM235 227H237V228H235ZM244 227V228H243ZM248 227V228H247ZM257 227V228H256ZM17 228V229H18ZM40 228H42V229H40ZM45 228H48V229H45ZM98 228H100V227H98ZM251 228H252V230H251ZM256 230H255V229ZM259 228V229H258ZM22 229L20 230L21 232H23L22 231ZM31 229V230H30ZM35 229V230H34ZM238 229V230H237ZM260 229H262V230H260ZM10 230V231H9ZM37 230V231H36ZM39 230H40V232H39ZM47 230H49V231H47ZM60 230L62 231V233H60ZM91 230V229H90ZM100 230V229H99ZM99 230H97V228H94L93 230H91V231H87L88 233H91L93 236H95L96 234V232L97 233H99L100 231ZM235 230V231H234ZM239 230H242V231H239ZM246 230H248V231H246ZM255 230V232H253ZM34 231V232H33ZM42 231V232H41ZM56 231H58L57 233H56ZM99 231V232H98ZM259 231H261V232H259ZM18 232H19V230H18ZM28 232V233H27ZM44 232V233H43ZM46 232V233H45ZM50 232H54V234H55V236H54V234L53 233H50ZM85 233V235H87L88 233ZM95 232V233H94ZM228 232H229V234H228ZM235 232V233H234ZM242 232V233H241ZM250 232V233H249ZM14 232H12L11 234H13ZM14 233V234H15ZM49 233V234H48ZM233 233V234H232ZM237 233H239V234H237ZM249 233V234H248ZM27 234H28V236H27ZM42 234V235H41ZM48 234V235H47ZM53 234V235H52ZM59 234V235H58ZM60 234H62V235H60ZM91 234H88V235H91ZM95 234V235H94ZM231 234H232V236H231ZM235 234V235H234ZM237 234V235H236ZM248 234V235H247ZM258 234V235H257ZM57 235V236H56ZM81 235V236H80ZM78 234L77 236V238L76 239H78V241H79V239H82V238H79V236L80 237H84V234ZM91 235V236H92ZM249 235L252 237V238H250L249 237ZM3 236V237H2ZM30 236V237H29ZM63 236V237H62ZM90 236V237H91ZM235 236V237H234ZM238 236V237H237ZM243 236V238H241ZM245 236V237H244ZM254 236H262V238L261 237H257L258 239H259V242H258V240H256V241H254L255 239H257L256 237H254ZM10 237V238H9ZM17 238V240H19V241H17V240H14V239H16ZM23 237H25V238H23ZM28 237L30 238V239H32L33 241H31V245H32V242H33V246H31L30 244H29V240H28ZM39 237V238H38ZM52 238V239H50V238ZM89 237V238H90ZM248 237V239H249V241H248V239H246ZM34 238V239H33ZM46 238V239H45ZM235 238V239H234ZM237 238H239V239H237ZM245 238V239H244ZM5 239L7 240V241H5ZM10 239V240H9ZM14 241H13V240ZM21 239V240H20ZM23 239H25V240H23ZM36 239H38V241H42V243H40V242H38ZM44 241H43V240ZM51 240V243H50V240ZM236 239H237V243H236ZM263 239V241H261ZM34 240H36V241H34ZM55 240V241H54ZM57 240H59V241H57ZM230 240V241H229ZM244 240H246V241H244ZM253 240V241H252ZM9 241H10V243H9ZM28 241V242H27ZM47 241V242H46ZM218 241V242H219ZM233 241V242H232ZM5 242V243H4ZM26 244H25V243ZM34 242H36V243H34ZM63 242V243H62ZM229 242H231V243H229ZM240 242V243H239ZM243 242V243H242ZM244 242H245V244H244ZM246 242H248V243H246ZM255 242V243H254ZM17 243H19V244H17ZM24 243V244H23ZM47 244V246H45L46 244ZM57 243V244H56ZM229 243V244H228ZM253 243H254V245H255V247H254V245H253ZM5 244H7L6 246H5ZM8 244H11V245H8ZM13 244H15V245H13ZM22 244V245H21ZM31 246V247H29V245ZM37 244V245H36ZM42 244V245H41ZM43 244H45V245H43ZM56 244V245H55ZM60 244H62V246L60 245ZM130 244H132V243H130ZM134 244V243H133ZM226 244V245H225ZM237 244H240V245H237ZM248 244V245H247ZM253 246H252V245ZM262 245V246H259V245ZM20 245H21V247H20ZM51 245H53V246H51ZM58 245V246H57ZM215 245H216V247L217 248H213V247H215ZM220 246L219 248H218V246ZM235 245V246H234ZM244 245H247V246H245L244 247ZM249 245H250V247H249ZM3 246V247H2ZM5 246V247H4ZM38 246H39V248H38ZM51 246V247H50ZM243 246V247H242ZM252 246V247H251ZM2 247V248H1ZM17 247H18V249H17ZM28 247V248H27ZM35 249H34V248ZM37 247V248H36ZM42 247H44V248H42ZM47 247V249L45 250V248ZM54 249H53V248ZM58 249H56V248ZM231 247L233 248V249H231ZM241 249H240V248ZM249 247V248H248ZM7 248V249H6ZM9 248V249H8ZM12 248V249H11ZM16 248V249H15ZM26 248V250L24 251V249ZM33 248V249H32ZM51 248H52V251H51ZM67 248H68V251H66L67 250ZM211 248V249H210ZM229 248V249H228ZM238 248V249H237ZM251 248V249H250ZM262 248V249H261ZM14 249V250H13ZM20 249V250H19ZM21 249H22V252H21ZM28 249V250H27ZM31 249V250H30ZM63 249H65V250H63ZM213 249H214V251H213ZM217 249V250H216ZM218 249H220V251L221 252H219V250ZM240 249V250H239ZM245 249V250H244ZM247 249V250H246ZM253 249H254V251H253ZM258 249H260V250H258ZM15 250L17 251V252H15ZM31 251V253H30V251ZM48 250V251H47ZM60 250V253L58 252ZM211 250V252L209 253V251ZM216 250V251H215ZM225 250V251H224ZM237 250V252H235ZM257 250V251H256ZM13 252V254H11L12 252ZM24 251V252H23ZM28 251V252H27ZM34 251H35V253H36V255H35V253H34ZM231 251V252H230ZM243 251H244V253H243ZM250 251V252H249ZM6 252H7V254H6ZM15 252V253H14ZM38 252L39 253H41V254H38ZM45 252V253H44ZM47 252V253H46ZM54 252V254H52ZM63 252L65 253V254H67L66 252H68V255L67 256H65V254H63ZM214 252H218L217 254H215ZM226 254H225V253ZM241 252V253H240ZM263 252V253H262ZM17 253V254H16ZM27 253H29V254H27ZM34 253V254H33ZM45 254V255H43L42 256V254ZM56 253H59V254H56ZM62 253V254H61ZM71 253H73V251L71 252ZM86 253V252H85ZM209 253V254H208ZM211 253H214V255L212 254L211 255ZM221 253V254H220ZM223 253V254H222ZM229 253H231V254H233V255H231V254H229ZM252 254V255H250V254ZM257 253H259L258 255H257ZM26 255V257H25V255ZM48 254V255H47ZM52 254V255H51ZM208 254V255H207ZM248 254V255H247ZM6 255V256H5ZM58 255H60V256H58ZM61 255H63L64 256V258H62L61 257ZM74 255V254H73ZM216 255V256H215ZM223 255V256H222ZM226 255H228V256H226ZM229 255H230V257H229ZM237 255V256H236ZM239 255V256H238ZM242 255V256H241ZM245 255H247V256H245ZM28 256V257H27ZM49 256V257H48ZM75 256H77V259L79 260V259H81L82 260V258L79 256V255H74V257ZM209 256V257H208ZM211 256H213V258L211 257ZM224 256H226L225 257V259H224ZM231 256H232V258H231ZM236 256V257H235ZM249 256V257H248ZM252 256V257H251ZM29 257H31V259L29 258ZM42 257H43V259H42ZM45 257H47V258H45ZM57 257H58V260H57ZM62 259H61V258ZM216 257V258H215ZM219 257V258H218ZM237 257H239V258H237ZM245 257L247 258V260L245 259ZM23 258V259H22ZM25 258V259H24ZM28 258H29V260H28ZM32 258L34 259V260H32ZM49 258H51V259H49ZM59 258H60V261H59ZM208 258V259H207ZM222 258L224 259V260H222ZM228 258V259H227ZM232 260H231V259ZM241 258V259H240ZM244 258V259H243ZM249 258H251V259H249ZM14 261H13V260ZM17 259V261L19 260V259H22V260H19L18 262L16 261L15 262V260ZM42 259V260H41ZM216 259V260H215ZM219 261H218V260ZM230 259V260H229ZM28 260V261H27ZM48 262H47V261ZM213 260V261H212ZM215 260V261H214ZM235 260V261H234ZM241 260V261H240ZM57 261V262H56ZM65 261V262H64ZM209 261V262H208ZM232 261V262H231ZM234 261V262H233ZM236 261H237V263H236ZM245 261V262H244ZM247 261V262H246ZM3 262V263H2ZM26 262H28V263H26ZM35 262V263H34ZM51 262H54V263H51ZM59 262V263H58ZM61 262V263H60ZM214 262V263H213ZM217 262V263H216ZM227 262H229V263H227ZM203 263V262H202Z\"/></svg>",
    "mask_w": 264,
    "mask_h": 264
}]
</instances>
